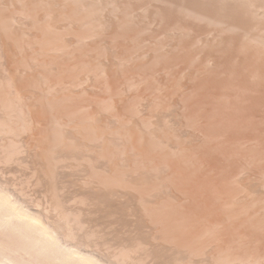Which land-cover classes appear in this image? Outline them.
Here are the masks:
<instances>
[{
    "label": "rangeland",
    "instance_id": "obj_1",
    "mask_svg": "<svg viewBox=\"0 0 264 264\" xmlns=\"http://www.w3.org/2000/svg\"><path fill=\"white\" fill-rule=\"evenodd\" d=\"M8 1V2H7ZM13 2V3H9V2ZM22 1V0H21ZM28 1L29 0H25V2L28 4ZM32 1H34V0H32ZM94 1V0H93ZM92 1V2H93ZM105 1H108V0H103V2H102V0L100 1L99 0V2L101 3V6H100V4L98 5L99 7H102V4L103 5H105ZM117 1V0H116ZM154 1H155V3H154ZM121 0L120 2H119V0L117 1V3H118V5H117V7H119L118 9H117V7H116V11H114V12H111V11H108V10H106L107 12H105V11H103V12H105V14H103V12L101 13L102 14V16L104 15V17H101V14H100V16L98 15V16H95L94 18H96V17H99V19H101V22H102V26L101 27H105V30L103 29V28H100V30H99V28L97 29V31H99L98 33H97V37L94 35V37L92 38V39H89V40H87L83 45H82V43L81 44H78V45H76V46H71L72 48H68L69 49V51H70V55L69 54H62V55H64V56H62L61 54H54V53H50L52 56H53V59H57L55 62L58 64L57 66H56V64H55V62L53 61V66L52 65H50V69H48V67L49 66H46V68L41 64V67H43V70H42V68H40V64H36V62H39V57L40 58H42L41 56H39L38 55V60H36L37 59V54H36V52L35 53H33L32 51H31V49L30 48H28V45H26L25 46V41H23L22 43H23V45H21L20 47H21V51H23V53L21 52V51H19V48L17 49L18 51H17V53H16V55L17 56H15L14 58H16L15 60H16V62H18L19 60H21V59H25L24 57H26L27 56V60L29 61L28 62V64H30V62H31V64H30V66L31 67H33L31 70H30V72H31V74L30 75H32L33 77V80L35 81V85H39V84H41L42 85V83L44 82H42V76H44L46 73V75L45 76H47L48 78H50L49 80H53L54 81V79H62L63 77H64V79L65 78H68V80L70 79L71 80V78L72 79H77V77L76 76H78V78H80V77H86L88 80L86 81L87 82V84H85V85H83L82 87H79L80 89H76L77 90V92H75L76 90L74 89V90H72V88L71 89H67L68 90V92H63L64 90H66V89H63L62 91H60V92H63L62 94H63V96H65V100L63 99L62 101L63 102H66L67 100H68V98L71 96V98L70 99H72V100H68L66 103H64L63 104V102L62 101H59L58 103L57 102H53V105L52 104H50L49 105V103H48V101L50 102V98H52V96L50 97V95L49 96H47V97H50V98H47L46 99V107H47V104H48V107L47 108H49L48 110H51V111H48L49 113H51V114H49L48 115V112H47V115L50 117V116H52V117H50V121H48V119H49V117L47 118V123H46V126L44 125L43 126V128L45 127L46 129L45 130H47L45 133H50V132H52L53 133V131L55 130V129H57V127H58V129L60 130V128L62 129V133H63V131L64 132H67V130L65 131L64 129H63V127L66 125V127H64L65 129H67V127H68V130L70 129L69 128V123L70 122H74V121H76L77 120V118L80 116V114L82 113V114H84V116L87 114V111H88V114L90 113V111H92L93 109L94 110H96V113H95V115L98 117V118H100V119H98L96 116H94V117H96L95 119H96V122H94V123H98V125H100L101 124V126H103L106 130H105V132H104V134L106 133V131L107 132H109V136H110V138H111V141L113 142H111V141H109L110 140V138L108 137L107 138V136H108V134L106 133V139H107V142L109 141V143H107L106 142V139H103V137H104V134H102L103 135V137L102 136H100L99 135V137L98 136H96V142H97V140L99 139H101L102 140V142L100 143V142H97L96 143V150L93 152L92 150L91 151H89V149L87 148V146H85V144H84V146L86 147V149L84 150V147H83V149L81 150V149H79V147L78 146H80L81 144L83 145V143L84 142H87V141H81L80 139H82L83 140V138H82V136L81 135H83V134H81V132H79V134H78V139H74V141L73 140H71V141H73V142H75V146H76V150H75V148L74 149H72V151H71V156H72V158H74V159H69L70 157V155H67V154H69L70 153V151L69 152H66V150H64L63 151V149L64 148H62V152L60 151L61 149H60V147H59V149L56 147L55 149H53L52 150V152L51 153H48L47 154V152L46 153H43L44 152V150H43V148L40 146L42 143H41V141H36L37 140V138H31L30 139V134H31V132L32 133H34V131H30V130H34L33 128H29V127H31V126H34V122L32 121V119H33V116H34V114L33 115H29V114H32L31 113V110H29L30 108H31V105L33 104V103H36L35 101H34V99H33V97L35 98V96H34V93L33 94H31V95H33V96H26V97H20V99L19 98H17V100L19 99V100H21V98H23L22 100H24V101H21V102H23V104L22 103H18V106L16 107L17 108V112H15V114L16 113H18V115L16 114V116L18 117V124L19 123H21V124H24L25 125V128H26V131H23V132H21V133H18V135H17V133H13V132H11L12 133V137H14V135H15V137L12 139V137L10 136V135H8L9 136V138H7V136L6 137H4V138H7V139H9V140H11V141H13V142H11V141H9V140H7V139H4L5 140V144L7 145V143H8V145H9V149H8V146H5L4 145V143H3V141H1L2 139V135L0 136V141L3 143H1L2 145H3V147L6 149H1L2 148V145H0L1 146V148H0V151H3L4 152V154H7V152H8V150H10L11 149V145H12V143H14V140H15V138L18 136L19 137V139H18V137L16 138V139H18L16 142L18 143V144H20V142H18V141H21V145H22V147L23 148H25L26 149V151H27V148H28V146H29V144H33L34 143V145H32V146H34V148L32 149V146L30 145V148L31 149H28V152L26 153L25 152V150H24V152L22 151L21 153H22V155H23V153H26V154H24L23 156L22 155H19L20 153H18V155L20 156V158L21 159H19V157H17V152H8V153H10V154H12L13 153V155L15 154V156L13 157V156H11V160L9 159L10 158V155L9 154H7V155H9L8 156V159H7V155L5 156L4 154H3V152L1 153L0 152V155H1V157H3L2 158V160H1V157H0V177L2 176V178L0 179V181H1V184H3V186L4 187H6L7 188V190L9 189V190H11V192H13V194L15 193V194H19V192H20V194L21 195H23V196H25V194H26V196H28V197H23L25 200V204L26 205H35V204H40V205H35L36 206V208H38L37 209V213L38 212H40V210H42L40 213H43L44 211H46V210H43V209H47V211H48V208H53V206L55 205V203L54 202H52L53 200H52V197H50L49 198V196H51L50 194H51V192L50 191H48V193L49 194H47V192L45 191L46 190V187L49 185V186H52V184L53 183H57V181L56 182H54L53 180H55V179H51V175L50 174H48V172L50 173V171H49V169H50V167L52 166L53 167V169L55 168L56 169V172L55 171H53V172H55L56 173V175H58L59 176V173L61 172V170H62V167H60V163L59 162H62L61 164H63V165H67L66 167H67V169H69V171L67 170V171H65L64 169H63V172L61 173V179L60 178H58V181H59V183L60 184H62L61 182H64L63 183V185H60V186H63L64 187V193L62 192V196H65L66 197V201L65 202H67L66 203V207L67 206H69L70 208H74V212L72 211V213L73 214H79V218L81 219V220H83V217H84V223H83V225L85 226L86 225V227H85V229L87 228V229H90L91 230V228H92V230L93 229H95V231H96V233L95 232H93L92 233V230L90 231V230H88V233L89 234H94V235H96L97 236V238L94 236H92L91 238L94 240H96V243L98 244V246H97V244L95 243V244H92V242H94V241H92V240H90L89 239V243L91 244V245H89V246H95L94 248H96V250H94V248H91V247H89L90 249H92L93 251H96L97 253H98V255L100 256L101 255V253H103L102 254V256H104L103 258L104 259H106L105 261L107 262V263H109V264H117V262H114V261H112V260H114V258L111 256V252H113V251H115V249L114 248H116V251L117 252H119V254L120 253H123V251H122V249H124V250H126V248H127V250L129 249V247H133L134 246V248H133V252H134V254L136 255V256H139L138 258H139V261H138V258L133 254V252H131V248L127 251V252H125V254L127 253V254H129V256H128V258L127 259H124V261L125 262H123V263H121V264H168V262L169 261H171V262H169V263H171V264H182V262H178V260H181V261H183V258L186 256V258H184L185 260L183 261V264H188V263H191V261H192V263H195V262H197V261H202L201 263L200 262H197V264L199 263V264H209V263H211V264H217V262L219 263V264H228V262H229V264H233L234 263V261H231V257H229V255H231L232 256V259L233 258H236L235 257V255L237 254H240V255H238L239 257H240V259H244V261H242V260H240L239 259V257L237 256V258L239 259V261H241L240 262V264L241 263H243V264H246V263H244L249 257H253L255 260H259V262L261 261V263H259L258 261L256 262L255 260H254V262H255V264H264L263 262H264V259H262V257L264 258V225H263V223H264V184H263V182L264 181H262V179L264 180V51H263V49H257L256 47H254V46H251L249 43H248V34H264V19H262V20H260V21H258V19L256 20V18L255 17H253V15H251L252 13L250 12V13H248V14H246V13H244V14H246V15H248L247 16V19L248 18H250L249 17V15H251L252 17L250 18L251 19V21H250V23L248 22V20H247V23H246V21H244L243 20V17H244V19H245V17H246V15L245 16H243V15H241L242 14V11H243V9H248V7H247V2L246 3H243L242 5L244 6V4H245V7H243V8H241L240 7V12H241V14L239 13H237V12H234V10H232L234 13H236L235 15H236V17H240L239 19H241V21L242 22H244L245 24H248L249 23V25H245V24H243L241 21V23H237V21H236V23L233 21V15L231 16L232 17V19H230L229 18V13L226 15V13H227V11H231V10H227L228 8H230V6L233 4H235V1L234 0H225L226 2H224L223 4L221 3L222 1L220 0V2L219 1H216V0H203L204 2L206 1V3H204L202 0ZM170 1V2H169ZM198 1V2H197ZM224 1V0H223ZM234 1V3H232ZM250 0H248V2H249ZM259 0H254V2H258ZM3 3H4V5L6 4V6L8 7H10V5H8V4H12V6L13 7H15V8H18L19 7V5L20 4H22L21 2H20V4H18L17 2H19V0L16 2L15 0L13 1V0H3L2 1ZM2 2H1V4H2ZM14 2H16L15 4V6L13 5L14 4ZM35 2L36 3H38V2H40L39 0H35ZM89 2H91V1H89ZM96 3H95V5L96 4H98L99 2L98 1H95ZM98 2V3H97ZM157 2V3H156ZM199 2H201L202 3V6L199 4ZM213 2V3H212ZM218 2V3H217ZM232 3L230 6L229 5H227V3ZM238 3H240L239 1H237ZM236 2V3H237ZM252 2H253V0H252ZM35 3V4H36ZM88 3V2H87ZM117 3H115V5L117 4ZM121 3V4H120ZM129 3V4H128ZM139 3H140V5H139ZM169 3V4H168ZM204 3V4H203ZM209 3H211V4H209ZM215 3H217L218 4V6L215 4ZM39 4V3H38ZM122 4H123V6H122ZM176 4V5H175ZM226 4V5H225ZM249 4V3H248ZM3 5V4H2ZM144 6V10H139V11H136V12H139V14L138 15H136L137 13H134V15L135 16H132L130 13V11H134V9L136 10L137 8H136V6L137 7H139V6ZM149 5H152L150 8H149ZM171 5H173V6H171ZM178 5V6H177ZM198 5H200L199 6V8H198ZM205 5V6H204ZM208 5H209V7H208ZM222 7H221V6ZM5 6V7H6ZM16 6H18V7H16ZM97 6V5H96ZM125 6V7H124ZM157 6H159L158 8H156ZM197 6V7H196ZM207 6V7H206ZM211 6V7H210ZM217 6V7H216ZM237 6V4H235V7ZM239 6L240 5H238V8H239ZM249 7H250V5H248ZM8 7V8H9ZM120 7H122V9L120 8ZM178 7V8H177ZM200 7H201V9H200ZM214 7V8H213ZM228 7V8H227ZM233 7V8H232ZM231 7V9H234L235 7L234 6H232ZM247 7V8H246ZM8 8H7V10H8ZM67 8V7H66ZM70 8V3H69V5H68V9ZM159 8H162V10L161 9H159ZM202 8H204L203 10H202ZM214 9V12H216V11H219V13L221 14V10L223 9V8H225V12L226 13H222L221 14V16L223 15V14H225L229 19H226L227 17L225 16L224 17V19L220 16V14H219V18H218V12H216V14H215V17L214 16H212L211 15V13H212V11L213 10H211V9ZM218 8V9H217ZM219 8H221V9H219ZM238 8H235V10L236 9H238ZM12 9V8H11ZM53 9H55V7L53 8ZM67 9V11H66V13H64V14H61V15H59L57 12H53L52 10L50 11V13H54V14H51V15H53L52 17V22H50V24L51 25H57L58 23H60V20H61V18H62V21H64V19L65 18H67V20H68V18L69 17H71V19H73L72 20V24H69V23H71V22H69V23H67L68 25H73V27H74V29H73V27L72 26H69V27H67V24L66 23H64V24H66V26L64 25H60L61 23L63 24V22H61L60 24H58L60 27L62 26V27H65V28H62V29H64L65 31H66V27L68 28L67 30H69L70 31V33H69V31H66V32H64L62 29H61V31L63 32V36H65V35H67V32H68V35H69V37H71V35L70 34H75V33H77V32H75V31H81L82 29H86V30H88V29H90L89 28V26L88 25H82V23H80V22H76L75 23V20H74V18L75 17H77V19H79V18H81L82 16H80V14L83 12V11H80V12H78L79 13V17H78V13H77V16H75V14L74 13H71L70 14V16H69V10ZM146 9V10H145ZM149 9V10H148ZM152 9V10H151ZM207 9H208V12L209 11H211V13H210V15H209V13L207 12ZM39 10V19L41 20L42 18H43V12L44 11H42V9H38ZM56 10H57V8H56ZM70 10H71V8H70ZM125 10V11H124ZM165 10V11H164ZM186 10V11H185ZM58 11V10H57ZM128 11L130 12L129 14L130 15H127V13H128ZM144 11L147 13V14H145L144 13ZM158 11V12H157ZM180 11V12H179ZM188 11H190L191 12V15H190V13L188 12ZM224 10H222V12H223ZM231 11V12H232ZM239 11V10H238ZM248 11H246V12H248ZM123 14H122V13ZM154 12V13H153ZM161 12V13H160ZM178 12V13H177ZM185 12V13H184ZM187 12V13H186ZM45 13V12H44ZM67 13H68V15H67ZM111 13V14H110ZM115 13V14H114ZM120 14V15H118V14ZM144 13V14H143ZM181 13V14H180ZM196 14V16H195V14ZM74 14V15H73ZM157 14V15H156ZM172 14H173V16H172ZM179 14V15H178ZM188 16H187V15ZM194 14V15H193ZM198 14L200 15V17L198 16ZM230 14H233V13H230ZM45 15H46V13H45ZM44 15V16H45ZM66 15V16H65ZM82 15H84V14H82ZM96 15V14H95ZM112 15V16H111ZM118 17H117V16ZM125 15H127V16H129L128 17V19H127V17H126V19H124V21L125 20H128L127 22H123V18L125 17ZM163 15V16H162ZM205 16V17H202V16ZM238 15V16H237ZM41 16V17H40ZM59 16H60V20H57V19H59ZM63 16H65V17H63ZM69 16V17H68ZM72 16H74V17H72ZM109 16V17H108ZM145 16V17H144ZM161 16V17H160ZM194 16V17H193ZM47 17V16H46ZM46 17H44L42 20L44 21V20H46L45 18ZM115 17H116V19H115ZM151 17V18H150ZM178 17H179V19H180V25H184V26H187V28L186 29H183L182 31H184V32H182L181 33V31H179V32H174V30H173V28H171V26L173 25V24H175L177 21H176V19H178ZM188 17V18H187ZM196 17V18H195ZM211 17V18H210ZM217 17V18H216ZM47 18H49V17H47ZM64 18V19H63ZM93 18V19H94ZM129 18H131L132 19V21L129 19ZM145 18V19H144ZM147 18V19H146ZM186 18V19H185ZM193 18V19H192ZM204 20H203V19ZM208 18V19H207ZM76 19V21H79V20H77ZM98 18H96L95 20H97ZM99 19L97 20V21H99ZM104 19V20H103ZM109 19V20H108ZM112 19V20H111ZM133 19H135V21L133 20ZM175 19V20H174ZM185 19V20H184ZM206 19H207V22H206ZM213 19V20H212ZM215 19V20H214ZM223 19V20H222ZM40 21V23H39V25H44V22L43 21ZM50 19H47L46 21H49ZM66 20V19H65ZM67 20H66V22H67ZM69 20H70V18H69ZM95 20H93V23H92V25H96V23H97V21H95ZM114 20H116V21H114ZM120 20V21H119ZM203 20V21H202ZM226 20V21H225ZM229 20V21H228ZM235 20V19H234ZM238 20V19H237ZM246 20V19H245ZM28 21H30V23H28L27 22V20H26V22H27V25L28 26H30L31 25V21L32 20H29L28 19ZM58 21V22H57ZM106 21V22H105ZM110 21V22H109ZM118 21V22H117ZM122 21V22H121ZM148 21V22H147ZM150 21V22H149ZM162 21V22H161ZM217 21V22H216ZM219 21V22H218ZM221 21V22H220ZM261 21H262V23H261ZM41 22H43L42 24H41ZM65 22V21H64ZM96 22V23H95ZM143 22V23H142ZM146 22V23H145ZM171 22V23H170ZM178 22H179V20H178ZM177 22V23H178ZM203 22V23H202ZM46 23H48V22H46ZM52 23H56V24H52ZM80 23V24H79ZM105 23V24H104ZM121 23V24H120ZM127 25H126V24ZM133 23V24H132ZM150 23V24H149ZM154 24L155 26H152L151 27V25L152 24ZM176 23V24H177ZM210 23V24H209ZM218 23V24H217ZM220 23H221V25H220ZM223 23V24H222ZM227 23V24H226ZM257 23H258V26H257ZM260 23V24H259ZM25 24V23H24ZM23 24V25H24ZM30 24V25H29ZM78 26H77V25ZM123 24V25H122ZM175 24V25H176ZM26 25V24H25ZM24 25V26H25ZM42 25V26H43ZM107 25V26H106ZM111 25V26H110ZM134 25H136V26H134ZM157 25H159L158 27H157ZM166 25V26H165ZM168 25H171V26H168ZM175 25H173L172 27H175ZM222 26V27H224V25H226L224 28H222V27H220V26ZM230 25H232L231 27L233 28H226L227 26H230ZM241 25L244 27H241ZM262 25V26H261ZM22 26V25H21ZM23 26V27H24ZM86 26V27H85ZM122 27V29H120L121 27ZM131 26V27H130ZM216 26V27H215ZM235 26V27H234ZM245 26H246V28H245ZM38 28H32V27H29V28H31V29H29L28 28V31H26L25 29H27V27L25 28H22V29H24L26 32H35V34L37 35V37L39 38V37H41L42 36V34H41V32L40 31H43V30H40V29H42V27L40 28L39 26H37ZM54 27H56V28H60V27H57V26H54ZM72 29H71V28ZM79 27V28H78ZM82 27V28H81ZM88 27V28H87ZM96 27V26H95ZM119 27V28H118ZM128 27V28H127ZM139 27V28H138ZM211 27V28H210ZM219 27V28H218ZM236 27H238V28H236ZM256 27V28H255ZM260 27V28H259ZM16 28H17V30H18V26H16ZM20 28V29H21ZM40 28V29H39ZM130 28V29H129ZM133 28V29H132ZM155 28V29H154ZM171 28V29H170ZM19 29V30H20ZM32 29H34V30H32ZM37 29H39V30H37ZM106 29H108V30H106ZM115 29V30H114ZM162 29V31H160ZM166 29V30H165ZM204 29H206V30H204ZM215 29V30H214ZM227 29H229V30H227ZM238 29V30H237ZM242 29V30H241ZM257 29H259V30H257ZM19 30H18V32H19ZM24 30H22V33H23V31ZM30 30H32V31H30ZM54 30H56V29H54ZM60 30V29H59ZM85 30V31H86ZM96 30V29H95ZM94 30V33H96V31ZM110 30V31H109ZM118 30V31H117ZM122 30H123V32H122ZM173 30V31H172ZM188 30V31H187ZM189 30L191 31V32H189ZM193 30V31H192ZM221 30H223L222 32H221ZM262 30V31H261ZM38 31V32H37ZM53 31V30H52ZM137 31V32H136ZM139 31V32H138ZM150 31V32H149ZM207 31H209V32H211V33H213L212 31H214V33L213 34H211V36H209V32H207ZM218 31V32H217ZM244 31V32H243ZM253 31V32H252ZM25 32V33H26ZM53 32H55V31H53ZM57 32H59V31H57ZM57 32H55V33H53V36H55V38H56V36L57 37H59V33H57ZM72 32V33H71ZM113 32H114V34H113ZM115 32L117 33V35L119 34V36H117L116 35V37L114 36L115 35ZM119 32V33H118ZM153 32V33H152ZM164 32V33H163ZM195 32V33H194ZM201 32H203L204 33V35L203 34H201ZM205 32H207L206 34H207V36H205ZM255 32V33H254ZM259 32V33H258ZM260 32H263V33H260ZM1 33V32H0ZM20 33V32H19ZM38 33H40V34H38ZM64 33H66L65 35H64ZM100 33V34H99ZM128 33V34H127ZM175 33V34H174ZM180 33L182 34V35H180ZM191 33V35H189ZM200 33V34H199ZM209 33V34H208ZM219 33H221V34H219ZM248 33V34H247ZM28 33H26L24 36H23V39H26V36L28 37V36H30V34L29 35H27ZM52 34V33H51ZM55 34H57V35H55ZM72 34V37L71 38H73V35ZM138 34L140 35V37H141V39L140 40H138L140 37L138 36ZM164 34V35H163ZM188 34V35H187ZM219 34V35H218ZM237 34V35H236ZM22 35V34H21ZM33 35V33L31 34V36ZM35 35V36H36ZM68 35H67V37H68ZM160 35V36H159ZM170 35H171V37H170ZM176 37H175V36ZM213 35L214 36H218V38L216 39H214V37H213ZM242 35V36H241ZM3 36V34L2 35H0V63L3 65H6V59L7 60H10V58H8V56H7V58L5 57L6 56V53H5V45H3L4 44V41L5 40H7L6 38H3L2 37ZM51 37H52V35H50ZM111 36V37H110ZM125 36V37H124ZM163 36H165V37H163ZM202 36V38H206V41L204 40V42L202 41H200L199 43H196V42H198V41H196L197 40V38L198 37H201ZM237 36H239L240 38V40L241 41H246L247 43H245L243 46L245 47H243V46H241L242 44V42L240 41L239 42V39H237ZM244 36H247L246 38L244 37ZM262 36H264V35H262ZM3 38V40L4 41H2V38ZM37 37H35V38H37ZM66 36H65V38H67ZM68 37V38H69ZM100 37V38H99ZM102 37H103V39H102ZM120 37V38H119ZM137 39H136V38ZM139 37V38H138ZM149 37V38H148ZM160 37V38H159ZM170 37V38H169ZM192 37V38H191ZM212 37V38H211ZM235 37H236V39L238 40L237 42L235 41ZM29 38H31V37H29ZM34 38V36H32V40H34L33 39ZM106 38V39H105ZM109 38V39H108ZM117 38V39H116ZM133 38V39H132ZM135 38V39H134ZM233 38V39H232ZM30 39V40H31ZM70 39V38H69ZM68 39V40H69ZM119 39V40H118ZM123 39V40H122ZM143 39V40H142ZM153 39V40H152ZM192 39V40H191ZM27 40H28V38H27ZM35 40H37V39H35ZM34 40V41H35ZM61 40H62V38H61ZM64 40V39H63ZM68 40H66L67 42H68ZM71 40V39H70ZM114 40V41H113ZM132 40H133V42H134V44H133V42H132ZM146 40V41H145ZM155 40V41H154ZM160 40V41H159ZM169 40H171V41H169ZM214 40V41H213ZM112 43H111V42ZM172 41H174V42H172ZM184 41V42H183ZM216 41V42H215ZM2 42H3V44H2ZM145 42V43H144ZM172 42V43H171ZM177 42H179L178 44H177ZM222 42V43H221ZM239 42V43H238ZM21 43V44H22ZM87 43V44H86ZM123 43V45L124 46H128V47H130V48H128V50L130 51L129 53L131 54V57L135 54V55H138L140 52L139 51H141L142 49L144 50L145 49V54H147V52L146 51H148V54L146 55V57L145 56H143V59L145 60H143L142 59V57H141V59L140 60H143V61H141L143 64H142V66H137V61L134 59L135 57H133L132 58V60L129 58V60L128 61H126V62H124V64H122V65H119L118 66V70H119V79H121L120 80V82H121V86H122V89H124L123 91L121 90V92L123 93V92H126V93H121L118 89H116L115 87H113V85H112V76H110V72L109 71H107V65L105 66V64L108 62V63H111L110 61L111 60H113V58L115 59V57H113V56H115V55H112L113 53L114 54H116V52L117 53H119V52H121L122 50L124 51V49L125 48H123L124 46H120L121 44ZM129 43V44H128ZM132 43V44H131ZM154 43V44H153ZM158 43H160V44H158ZM163 43V44H162ZM196 43V44H195ZM202 43V44H201ZM204 43H206V44H204ZM208 43V44H207ZM214 43V44H213ZM69 44V43H68ZM105 44V45H104ZM157 44H158V46H157ZM174 44V45H173ZM203 44H204V46H203ZM4 47H2V46ZM81 45V46H80ZM111 45V46H110ZM133 45V46H132ZM136 45H138V47L136 46ZM169 45V46H168ZM199 45V46H198ZM212 45V46H211ZM234 45V46H233ZM248 45V46H247ZM23 46H24V48H25V50H22V48H23ZM99 48H98V47ZM107 46V47H106ZM140 46H142V47H140ZM159 46H161V47H159ZM163 46V47H162ZM177 46V47H176ZM196 46V47H195ZM201 46H203V47H201ZM207 46V47H206ZM115 47V48H114ZM136 47V48H135ZM146 47V48H145ZM155 47V48H154ZM168 47V48H167ZM193 47V48H192ZM240 47V48H239ZM248 47V48H247ZM252 47V48H251ZM2 48V49H1ZM92 48V49H91ZM105 48H108L107 49V51L105 50ZM113 50H112V49ZM150 48H151V50H150ZM204 48V49H203ZM227 48V49H226ZM241 49L242 51H240L239 49ZM4 49V50H3ZM85 49V50H84ZM93 49H95V50H93ZM102 49V50H101ZM105 51H104V50ZM133 49V50H132ZM159 49V50H158ZM165 51H164V50ZM211 49V50H210ZM248 49H250V50H248ZM253 49V50H252ZM72 50V51H71ZM82 52H81V51ZM87 50H88V52H87ZM90 50V51H89ZM115 50H116V52H115ZM132 50V51H131ZM143 50H142V52H143ZM157 50V51H156ZM162 50V51H161ZM170 50V51H169ZM178 50H180V51H178ZM186 50V51H185ZM201 50V51H200ZM203 50V51H202ZM239 50V51H238ZM252 50V51H251ZM256 50V51H255ZM28 51V52H27ZM160 51V52H159ZM167 51V52H166ZM239 53H238V52ZM245 51V52H244ZM259 51V53H256V52H258ZM261 51H263V52H261ZM27 52V53H26ZM29 52L31 53L30 55H29ZM71 52H73V53H71ZM77 54H79V55H76V53ZM81 52V53H80ZM86 52V53H85ZM90 52H92V53H90ZM137 52H138V54H137ZM155 52V53H154ZM217 52V53H216ZM241 52V53H240ZM252 52H253V54H252ZM254 52H255V54H254ZM19 53V54H18ZM32 53H33V55H32ZM84 53V54H83ZM96 53V54H95ZM107 53H108V55H107ZM133 53V54H132ZM143 53V54H144ZM165 53V54H164ZM175 53V54H174ZM204 53V54H203ZM3 56H2V55ZM5 54V55H4ZM26 54V55H25ZM34 54H36L35 56H36V58H34L33 56H34ZM100 54V55H99ZM102 54V55H101ZM105 54H106V57H107V59H106V57H105ZM112 55V58H110L111 56H109V55ZM141 55H142V53H140ZM139 54V55H140ZM154 54H155V56H154ZM161 54V55H160ZM191 54V55H190ZM209 54V55H208ZM257 54V55H256ZM260 54V55H259ZM25 55V56H24ZM60 55V56H59ZM71 55H72V57H71ZM167 55V56H166ZM208 55V56H207ZM239 55V56H238ZM253 55V56H252ZM256 55V56H255ZM259 55V56H258ZM3 58H2V57ZM24 56V57H23ZM29 56H30V58H29ZM50 56V55H49ZM55 56V57H54ZM85 56H88V57H85ZM100 56V57H99ZM101 56H104V58L103 57H101ZM149 56V57H148ZM157 56V57H156ZM162 56V57H161ZM210 57V61H211V63H208V67H207V63H206V61H204V63H203V60H204V57ZM33 57V58H32ZM57 57V58H56ZM70 59H69V58ZM76 57V58H75ZM80 57V58H79ZM83 57V58H82ZM145 57V58H144ZM171 57V58H170ZM63 58V59H62ZM90 58V59H89ZM101 58V59H100ZM165 58V59H164ZM214 58V59H213ZM263 58V59H262ZM33 59V60H32ZM49 59H51L52 60V58H50L49 57ZM68 59V60H67ZM72 59V60H71ZM75 59H76V61H75ZM154 59V60H153ZM171 59V60H170ZM196 59H198V60H196ZM213 59V60H212ZM228 59V60H227ZM260 59V60H259ZM2 60H3V62H2ZM35 60V61H34ZM94 60H96V61H94ZM99 62H98V61ZM103 62H102V61ZM106 60H108V61H106ZM131 60V61H130ZM148 60V61H147ZM161 60V61H160ZM196 60V61H195ZM11 61V60H10ZM9 61V62H10ZM64 61H65V63H64ZM105 61H106V63H105ZM134 61H136V62H134ZM165 61V62H164ZM194 61V62H193ZM202 61V67L200 66L201 65V62ZM231 61V62H230ZM15 62V63H16ZM78 62V63H77ZM88 62V63H87ZM96 62L99 64L100 62V65H102V64H104V66L106 67V68H104V69H106L105 71H107V72H105L106 74H101L100 75V73L98 72H96L97 71V69L95 70V68H98L97 67V65H96ZM230 62V63H229ZM234 62H235V64H234ZM33 63L35 64V65H33ZM77 63V64H76ZM84 63H87V64H85L84 65ZM107 63V64H108ZM166 63V64H165ZM177 63V64H176ZM205 63H206V65H205ZM233 63V64H232ZM8 65L7 66H5L6 67V70L8 69L7 67H9L10 68V66L12 65V62H10V64L9 63H7ZM17 64V63H16ZM69 64V65H68ZM91 64V65H90ZM150 65V66H147V65ZM221 64V65H220ZM230 64H231V66H230ZM18 65V64H17ZM77 65H78V67H77ZM95 65H96V67H95ZM109 65V67H110V64H108ZM215 65V66H214ZM234 65H235V67H236V70L235 69H233V67H234ZM23 66V65H22ZM25 67H27V64H25L24 65ZM29 66V65H28ZM37 66V67H36ZM59 66H62V68H60ZM65 66V67H64ZM74 68H73V67ZM99 66V65H98ZM103 66V65H102ZM101 66V67H102ZM136 66V67H135ZM204 66H206L207 67V70H205L206 68H204ZM210 66V67H209ZM1 67V66H0ZM3 67V66H2ZM52 67V68H51ZM71 67V68H70ZM90 67V68H89ZM155 67V68H154ZM199 67V68H198ZM222 67V68H221ZM230 67V68H229ZM44 68H45V72H44ZM54 68V69H53ZM82 68V69H81ZM84 68H86V69H84ZM100 68V67H99ZM139 68V69H138ZM141 68V69H140ZM201 68V69H200ZM213 68V69H212ZM232 68V69H231ZM1 70H0V73H2V74H0V83L1 84H3V83H5L6 84V80H7V78H8V76H7V74H9V73H7V71L5 70V72H3V70L4 69H2V68H0ZM28 69V71H29V68H27ZM110 69V68H109ZM188 69H189V72L185 75V73L188 71ZM196 69V70H195ZM199 69V70H198ZM204 71H203V70ZM244 69V70H243ZM34 70V71H33ZM37 70V71H36ZM47 70V71H46ZM50 70V71H49ZM61 70V71H60ZM71 70V71H70ZM83 70H84V72H83ZM92 70H93V72H92ZM95 70V71H94ZM124 70V71H123ZM127 70H128V72H127ZM142 70V71H141ZM187 70V71H186ZM191 70V71H190ZM195 70V71H194ZM232 70V71H231ZM250 70V71H249ZM27 71V72H28ZM52 71V72H51ZM55 71V72H54ZM63 71H64V73H63ZM82 71V72H81ZM86 71V72H85ZM89 71V72H88ZM121 71V72H120ZM123 71V72H122ZM141 73H139V72ZM200 71V72H199ZM212 71V72H211ZM247 71V72H246ZM40 72V73H39ZM79 72V73H78ZM133 72V73H132ZM162 72V73H161ZM192 72V73H191ZM197 72V73H196ZM235 72V73H234ZM21 73V72H20ZM25 73H26V71H25ZM33 73H34V75H33ZM51 73V74H50ZM65 73H67V74H65ZM85 73V74H84ZM87 73H89L90 74V76H89V74L87 75ZM138 73V74H137ZM145 73H146V75H145ZM157 75H156V74ZM168 73V74H167ZM231 73V74H230ZM249 73V74H248ZM23 74V73H22ZM41 74H42V76H41ZM52 74H54V75H52ZM60 74V75H59ZM93 74V75H92ZM100 75V77L98 78V76ZM117 74H118V72H117ZM139 75V77H136V75ZM186 76H184V75ZM24 75V74H23ZM26 75H28V73L26 74ZM26 75H24V77L26 76ZM71 75V76H70ZM74 75V76H73ZM80 75V76H79ZM88 77H87V76ZM95 75V76H94ZM97 75V76H96ZM103 75H106L107 76V80H106V77L105 76H103ZM124 75V76H123ZM132 75H135V78H134V76H132ZM149 75H150V77H149ZM160 75V76H159ZM168 75V76H167ZM175 75V76H174ZM204 75V76H203ZM206 75H207V77H206ZM249 75V76H248ZM5 77V76H7V77H5V78H3V77ZM41 76V77H40ZM57 76V77H56ZM63 76V77H62ZM67 76V77H66ZM102 76V77H101ZM124 78H123V77ZM126 76V77H125ZM131 76V77H130ZM179 76V77H178ZM181 76V77H180ZM184 76V77H183ZM194 76V77H193ZM91 77V78H90ZM96 77V78H95ZM109 77V78H108ZM151 77H152V79H151ZM154 77H155V79H154ZM255 77V78H254ZM38 78V79H37ZM41 78V79H40ZM92 78H94V79H92ZM103 78H105L104 80H103ZM133 78H134V80H133ZM138 78V79H137ZM147 78V79H146ZM207 78V79H206ZM4 79H5V81H4ZM140 79H141V81H140ZM143 79V80H142ZM169 79V80H168ZM193 79V80H192ZM32 80V81H33ZM63 80V79H62ZM67 80V79H66ZM96 80H97V82H96ZM99 80H101V81H99ZM130 80V82H128ZM146 80H147V82H146ZM152 80V81H151ZM161 80V81H160ZM166 80V81H165ZM3 81V82H2ZM56 81V80H55ZM58 81V80H57ZM92 81V82H91ZM106 81V82H105ZM133 81V82H132ZM144 81V82H143ZM150 81H151V83H150ZM154 81V82H153ZM170 81V82H169ZM38 82H39V84H38ZM42 82V83H41ZM91 82V83H90ZM135 82H136V86L134 87H130V89H128V90H126L127 88H125V87H127V85L128 84H131V83H134V85H135ZM139 82V83H138ZM140 82H143V83H140ZM157 82V83H156ZM169 82V83H168ZM178 84H177V83ZM181 82V83H180ZM34 83V82H33ZM94 83V84H93ZM144 83H146L147 85H145ZM156 83V84H155ZM5 84H3L4 86H1L0 88H2L3 87V89L5 88ZM101 84V85H100ZM105 84H108L107 86H105ZM151 84V85H150ZM225 84V85H224ZM34 85V84H33ZM32 85V86H33ZM35 85L33 86V88L32 89H36V90H34L33 92H35L36 93V91H39L40 90V88H39V86H41V85H39L38 87H35ZM94 85V86H93ZM145 85V86H144ZM164 85H165V87L166 88H164ZM183 85V86H182ZM205 85V86H204ZM93 86V87H92ZM112 86V87H111ZM147 86H148V88H147ZM203 86V87H202ZM35 87V88H34ZM42 87V86H41ZM88 87V88H87ZM95 87V88H94ZM183 87V88H182ZM84 88V89H83ZM91 88V89H90ZM97 88V89H96ZM105 88V89H104ZM110 88H111V90H110ZM131 88H132V90H131ZM182 88V89H181ZM242 88V89H241ZM8 90V88H7V86H6V88L4 89V90H0V91H3L2 93H3V95H5L4 96V98H6V97H8L9 98V96L8 95H10V94H8L6 91ZM83 90V92L85 93V94H83V92H82V90ZM87 89H89L88 90V92H87ZM101 89H103V91L101 90ZM135 89V90H134ZM136 89L138 90V91H136ZM145 89V90H144ZM155 90V91H153V90ZM164 89V90H163ZM167 89V90H166ZM71 90L72 91H74V92H71ZM79 90V91H78ZM133 92H131V91ZM134 90V91H133ZM161 90V92L163 93V96H162V93L160 92H158V91H160ZM166 90V91H165ZM86 91V92H85ZM91 91V92H90ZM110 91V92H109ZM112 91V92H111ZM129 91V92H128ZM147 91V92H146ZM163 91H165V92H163ZM191 91V92H190ZM40 93H42L41 92V90L39 91ZM39 92H37V94L39 93ZM71 92V93H70ZM80 94H79V93ZM97 92V93H96ZM104 92V93H103ZM118 92H120V93H118ZM131 92V93H130ZM138 93V95H137V93ZM140 92V93H139ZM167 92V93H166ZM261 92V93H260ZM4 93H6V94H4ZM74 93V94H73ZM76 93V94H75ZM77 93H78V95H77ZM88 93V94H87ZM108 93V94H107ZM113 93V94H112ZM117 93V94H116ZM173 93H174V95H173ZM236 93V94H235ZM8 94V95H7ZM55 94V96H59V94H60V96H62L61 95V93H54ZM83 94V95H82ZM95 94V95H94ZM105 94H106V96H105ZM110 94V95H109ZM158 94V95H157ZM161 94V95H160ZM195 94V95H194ZM0 95H1V93H0ZM67 95H69V96H67ZM89 95V96H88ZM149 95V97H147ZM171 95H172V97H171ZM218 95V96H217ZM73 96H77V97H73ZM83 96H85V97H83ZM114 96V97H113ZM123 96V97H122ZM127 96V97H126ZM130 96V97H129ZM159 96V97H158ZM224 96V97H223ZM1 97H2V95H1ZM10 97H12V95L10 96ZM31 97H32V99H31ZM66 97H68L67 99H66ZM80 97H82V98H80ZM87 97H88V99H87ZM126 97V98H125ZM158 97V98H157ZM164 97V98H163ZM179 97H181V98H179ZM186 97V98H185ZM231 97V98H230ZM3 98V97H2ZM27 98V99H26ZM30 100H29V99ZM98 98V99H97ZM103 98H104V100H103ZM111 98V100H110V102H109V99ZM133 98H134V101H133ZM140 98V99H139ZM172 98V99H171ZM49 99V100H48ZM74 99L77 101H74ZM82 99V100H81ZM91 99V100H90ZM101 99V100H100ZM108 99V100H107ZM113 99V100H112ZM120 99V100H119ZM127 99V100H126ZM136 99V100H135ZM138 99V100H137ZM144 99H145V101H144ZM151 101V102H149V100ZM155 99V100H154ZM157 99H159L158 101H157ZM185 99V100H184ZM85 100V101H84ZM105 100H107V102L109 103V104H111V106H108L109 104L108 103H106L105 102ZM119 100V101H118ZM123 100V101H122ZM180 100H182V101H180ZM233 100V101H232ZM31 101V102H30ZM83 101V102H82ZM86 101H88V102H86ZM99 101H103V103L102 102H99ZM114 101V102H113ZM130 101V102H129ZM144 101V102H143ZM19 102V101H18ZM31 103V105H30V103ZM40 102V104H38ZM75 102V103H74ZM86 102V103H85ZM90 102V103H89ZM91 102H92V104H91ZM95 102H97V103H95ZM99 102V103H98ZM146 102V103H145ZM161 102V103H160ZM165 104H164V103ZM185 102V103H184ZM239 102V103H238ZM246 102V103H245ZM28 103H29V105H28ZM38 105L36 104V106L37 107H35V110H34V112L35 111H41V110H45L44 108H45V105H42V107L41 108H43V106H44V108L43 109H41V108H39V109H37L38 108V106L39 105H41V104H44L45 103V101H44V103H42V100L41 101H38ZM50 103H52V102H50ZM61 103V104H60ZM77 103V104H76ZM80 103V104H79ZM82 103V104H81ZM94 103H95V105H94ZM106 103V104H105ZM115 104V106H113V104ZM127 104V106H125L126 104ZM130 103H131V106H130ZM140 103V104H139ZM142 103V104H141ZM145 104V106H144V104ZM151 103V104H150ZM168 103V104H167ZM16 104H17V102H16ZM23 106H22V105ZM55 104V105H54ZM57 104H59V106L57 105ZM96 104H98V105H100V106H97ZM128 104H129V106H128ZM148 104V105H147ZM154 104V105H153ZM163 104V105H162ZM172 105V107H171V105ZM20 105H21V107H20ZM52 105V106H51ZM75 105V106H74ZM82 105V106H81ZM90 106V108L88 107V110H85V109H81L83 106H84V108H85V106ZM102 105V106H101ZM106 105L108 106V107H106ZM134 105H136V106H133ZM143 107H142V106ZM153 105V106H152ZM177 105H178V107H177ZM200 105V106H199ZM206 105H207V107H206ZM30 107L29 109L27 108V107ZM61 106V107H60ZM63 106V107H62ZM66 106V107H65ZM138 106V107H137ZM140 106H141V108L142 109H139L140 108ZM150 106H152V107H150ZM158 106H160V107H158ZM19 107V108H18ZM25 108V109H23V108ZM40 107V106H39ZM56 107H57V109H56ZM59 107V108H58ZM65 107V108H64ZM74 107H75V109H74ZM93 107V108H92ZM103 107H105V108H103ZM109 107H111V108H109ZM113 107V108H112ZM116 107V108H115ZM129 107H131V108H129ZM139 109H137V108ZM145 107V108H144ZM148 107H149V109H148ZM162 107V108H161ZM163 107H165V108H167V107H169L168 109H165V108H163ZM191 107V108H190ZM237 107V108H236ZM61 108H63L62 110H61ZM68 108V109H67ZM92 108V109H91ZM107 108V109H106ZM115 108V109H114ZM127 108V109H126ZM151 108H156L155 110L154 109H152V110H150ZM161 108V109H160ZM210 108V109H209ZM20 109H22V112H19V110ZM41 109V110H40ZM71 109V110H70ZM72 109H74V110H72ZM91 109V110H90ZM104 109H105V111H104ZM110 109V110H109ZM114 111H113V110ZM128 109H130V111H127ZM157 109H159V110H157ZM16 110V109H15ZM47 110V109H46ZM54 110V111H53ZM57 110H61V112H62V114H61V112L60 111H57ZM68 111V112H65V111ZM78 110H81L80 112H77ZM83 110V111H82ZM85 110V111H84ZM103 110V111H102ZM108 110L111 112H108ZM141 110V112H139ZM157 110V111H156ZM169 110V111H168ZM183 110H185V111H183ZM24 111L27 113V115H28V117H30V118H27L26 116V113H25V115H24ZM30 111V112H29ZM56 111V112H55ZM69 111H72V113L70 112L69 113ZM108 112V113H106V114H104L105 112ZM136 111V112H135ZM161 111H162V113H165V115L164 114H162L161 113ZM166 111V112H165ZM232 111V112H231ZM238 111V112H237ZM29 112V113H28ZM44 113L42 114L41 112H39L38 114H40L41 113V115L43 116L44 114H46L45 113V111H43ZM57 112H59V113H57ZM65 112V113H64ZM84 112V113H83ZM102 112H104V113H102ZM117 114H116V113ZM124 112V113H123ZM129 112V113H128ZM144 114H143V113ZM147 112V113H146ZM154 112V113H153ZM159 113L160 115L159 116H157L158 114L157 113ZM171 114H170V113ZM257 112V113H256ZM20 113V114H19ZM23 114V117H22V114ZM56 113H57V115H56ZM66 113H68V114H66ZM100 113V114H99ZM113 113H115L116 115H118V118H115L113 115H115V114H113ZM121 114L120 116H119V114ZM123 113V114H122ZM134 113H135V115H136V117H135V115H134ZM138 113H140V114H138ZM166 113H168V114H170V115H167ZM174 113V114H173ZM2 114V112L0 111V115ZM15 114H14V116H13V118H15L14 120H15V122H16V117H15ZM36 114V113H35ZM38 114H36V115H38ZM64 114H65V116H64ZM75 114L77 115V116H75ZM79 114V115H78ZM81 114V115H82ZM87 114V115H88ZM113 114V115H112ZM131 114V115H130ZM147 114V115H146ZM157 114V115H156ZM175 115L174 117H172L173 115ZM191 114V115H190ZM106 115V116H105ZM143 115V116H142ZM155 117H153V116ZM162 115V116H161ZM167 115V116H166ZM177 115V116H176ZM252 117H251V116ZM21 116V117H20ZM45 117H47L46 115H44ZM61 118H60V117ZM69 116H75V117H69ZM112 116V117H111ZM139 116V117H138ZM160 116L162 117V118H160ZM204 116V117H203ZM220 116V117H219ZM32 117V118H31ZM94 117H90L91 119H89V121H91V122H93L95 119H94ZM111 117V118H110ZM119 117H122L121 119L122 120H124L125 121V119H127L128 120V122L127 121H125L127 124H126V126H130V125H132V123H134L135 121H137V123H138V126L140 127V129L141 130H143V132L146 134L145 135V141H153V143H155V141H156V144L155 145H157V146H155V145H152V147H153V149L155 150V151H153V149H152V147H151V154H150V156H152L153 155V157L151 158V160L150 159H148L146 156H144V155H137V153H135L136 154V156H134L133 157V155H135L134 154V152H132V149H131V152H132V154L130 153H126L127 151L129 152L130 151V148H128V147H126L127 149H129V150H127L124 146H123V144H122V141L124 142V137H122L121 136V134L120 133H117L116 132V130H114V129H116L117 127H113V126H118L119 124H118V122H120V121H118L119 120ZM129 117V118H128ZM134 117V118H133ZM165 117H166V119H165ZM167 117H170V118H167ZM178 117H181V118H179L180 119V121H179V119H177ZM215 117V118H214ZM251 117V118H250ZM13 118H12V120H13ZM25 118H26V120H25ZM65 118V119H64ZM72 118V120H70ZM75 118V119H74ZM118 119V120H115V119ZM132 118H133V120H132ZM141 118H145V119H149L150 121L151 120H153V121H151V128L148 130L146 127H144L141 123H140V119ZM159 119L158 121L157 120H154V119ZM176 118V119H175ZM27 119H29V120H31V123H30V121L29 120H27ZM102 119V120H101ZM109 119V120H108ZM114 119V120H113ZM120 119V120H121ZM132 121H131V120ZM167 119H169L168 121H167ZM188 119V120H187ZM195 119H197V120H195ZM251 119V120H250ZM13 120V121H14ZM20 120H21V122H20ZM22 120H24V121H22ZM54 120V121H53ZM59 120V122L60 123H58L57 121ZM64 120V122H62ZM68 120H69V122H68ZM98 120V121H97ZM105 120H107V121H105ZM130 120V121H129ZM166 120V121H165ZM191 120V121H190ZM247 120V121H246ZM27 121H29V122H27ZM57 123H56V122ZM149 121V122H150ZM155 121V122H154ZM156 121H157V123L159 124L160 123V125H158V126H156V125H153V123L154 124H157L156 123ZM170 121V122H169ZM187 121V122H186ZM193 121V122H192ZM50 122V123H49ZM104 122V123H103ZM106 122V123H105ZM107 122H109V123H107ZM132 122V123H131ZM162 122V123H161ZM172 122L174 123V124H172ZM181 122V123H180ZM205 122V123H204ZM25 123H28V125H26ZM33 123V124H32ZM67 123H68V125H67ZM100 123V124H99ZM103 123V124H102ZM114 123V124H113ZM128 123H130V124H128ZM176 123V124H175ZM180 123V124H179ZM30 124V125H29ZM32 124V125H31ZM47 124H50L49 126L47 125ZM57 124H58V126H57ZM59 124H65L64 126H59ZM72 124V123H71ZM166 126H165V125ZM168 124H169V126H168ZM172 124V125H171ZM54 125H56V126H54ZM110 125H112V127H110ZM175 125V126H174ZM205 125V126H204ZM53 126V127H52ZM152 126H155L156 128H158L157 130H159V133H158V131L157 130H155L156 128H154V127H152ZM160 126V127H159ZM170 127L169 129H168V127ZM184 126V127H183ZM215 126V127H214ZM47 127H51V129L53 130H50V131H48V128ZM56 127V128H55ZM60 127V128H59ZM167 127V128H166ZM172 127H174V128H172ZM29 128V129H28ZM55 128V129H54ZM111 128V129H110ZM114 128V129H113ZM119 128V127H118ZM163 130H162V129ZM178 128V129H177ZM187 128V129H186ZM188 128H190V129H188ZM196 128V129H195ZM147 129V130H146ZM166 129V130H165ZM198 129V130H197ZM205 129V130H204ZM44 130V129H43ZM44 130V131H45ZM112 130V131H111ZM152 130H154V131H152ZM175 132H173V131ZM179 130H180V132H179ZM187 130V131H186ZM204 130V131H203ZM258 130V131H257ZM22 131V130H21ZM28 131V132H27ZM30 131V132H29ZM110 131L112 132L111 134H110ZM114 131V132H113ZM154 132L152 135H151V133L152 132ZM157 131V132H156ZM164 133H163V132ZM190 131H192V132H190ZM202 131V132H201ZM221 131V132H220ZM120 132V131H119ZM205 132V133H204ZM263 132V133H262ZM26 133V134H25ZM51 133V134H52ZM147 133H149L148 135H147ZM163 133V134H162ZM168 133V134H167ZM173 133V134H172ZM193 133V134H192ZM199 133H202L203 135H201V134H199ZM9 134H10V132H9ZM21 134V135H20ZM23 134H25V135H23ZM64 134V133H63ZM113 134H114V136H113ZM161 134V135H160ZM262 134V135H261ZM4 135H7V133L6 134H4ZM17 135V136H16ZM117 135V136H116ZM121 136V137H118V136ZM157 135V136H156ZM164 135V136H163ZM182 135V136H181ZM191 135V136H190ZM260 135V136H259ZM24 138H23V137ZM152 138H151V137ZM158 139H162V136L165 138L166 137V139H162V141H160L159 143H161L162 142V144L160 145L159 143H157L158 142V140H157V138ZM160 136H161V138H160ZM176 136H178V137H180V139L181 140H179L178 139V137H177V140L174 138V137H176ZM183 136H184V140H183ZM185 136H187V137H185ZM199 136V137H198ZM204 136V137H203ZM222 136H224V137H222ZM11 137V138H10ZM54 137H55V135H54ZM102 137V138H101ZM153 137H154V139H153ZM189 137V138H188ZM197 137V138H196ZM209 137V138H208ZM80 138V139H79ZM98 138V139H97ZM121 138H123L122 140H121ZM148 138V139H147ZM168 138V139H167ZM172 138H174V139H172ZM187 138V139H186ZM191 138V139H190ZM214 138V139H213ZM222 138V139H221ZM23 139V140H22ZM109 139V140H108ZM117 139H120L119 141L121 142V143H119V141L117 140ZM190 139V140H189ZM202 139V140H201ZM209 139V140H208ZM212 141H211V140ZM35 140V141H34ZM67 140V139H66ZM76 140V141H75ZM80 140V141H79ZM98 140V141H99ZM104 140V141H103ZM186 140V141H185ZM191 140H192V142H191ZM198 140V141H197ZM204 140V141H203ZM257 140V141H256ZM8 141V142H7ZM32 141H33V143H32ZM65 141V140H64ZM78 141V142H77ZM116 141V142H115ZM118 141V142H117ZM168 141V142H167ZM15 142V143H16ZM65 142H68V141H65ZM72 142V143H73ZM80 143L79 145L77 144V143ZM82 142V143H81ZM104 142H106L105 144H103ZM111 142V143H110ZM166 142L167 143H170L171 142V144H169V146H171V147H169L168 146V144H166ZM174 142H176V143H174ZM177 142H179V143H177ZM190 142V143H189ZM201 142V143H200ZM240 142V143H239ZM251 142V143H250ZM11 143V144H10ZM29 143V144H28ZM36 143V144H35ZM116 143V144H115ZM173 143V144H172ZM184 143V144H183ZM199 143V144H198ZM207 143V144H206ZM249 143V144H248ZM258 143V144H257ZM38 144V146H36L35 147V145H37ZM40 144V145H39ZM103 144V145H102ZM158 144H159V147H158ZM183 144V145H182ZM198 144V145H197ZM245 144V145H244ZM27 145V147H24V146H26ZM81 145V146H82ZM99 145V146H98ZM109 145V147L111 148H109V147H107V148H105L106 146H108ZM116 145V146H115ZM118 145V146H117ZM164 145V147H162ZM165 145L168 147V148H166L165 147ZM175 145V146H174ZM178 145V146H177ZM190 145V146H189ZM196 145V146H195ZM39 146H40V148H39ZM58 146H60V145H58ZM80 146V147H81ZM101 146H103V147H101ZM113 146V147H112ZM119 146H121V148L119 147ZM172 146H174V147H172ZM183 146H185V147H183ZM7 147V148H6ZM62 147V146H61ZM119 149H118V148ZM155 147V148H154ZM158 147V148H157ZM162 147V148H161ZM181 149H180V148ZM184 149H183V148ZM42 148V149H41ZM77 148H78V151H77ZM82 148V147H81ZM109 148V149H108ZM114 148H115V150H114ZM123 148V149H122ZM157 148V149H156ZM169 148H171V149H169ZM174 148H177V149H175L174 150ZM187 150H186V149ZM40 149V150H39ZM57 149H58V151H60V152H58L57 151ZM88 149V150H87ZM98 149H99V151H98ZM113 149V150H112ZM159 149H160V151H159ZM167 151H166V150ZM188 149H189V151H188ZM195 149H197V150H195ZM208 149V150H207ZM31 150V151H30ZM110 150V151H109ZM127 150V151H126ZM156 150H158V151H156ZM179 150H182V151H179ZM185 150V151H184ZM192 150V151H191ZM194 150V151H193ZM36 151V152H35ZM41 151V152H40ZM82 151V152H81ZM83 151H85L84 153H83ZM106 153H105V152ZM109 151V153L107 154V152ZM117 151V152H116ZM122 151V152H121ZM125 151V152H124ZM173 151H174V153H173ZM53 152H55L54 153V155L52 154ZM57 152L59 153V155H57ZM72 152L73 153H77L78 154V156H80V157H76L75 158V156H74V154H72ZM87 152V153H86ZM90 152V153H89ZM98 152V153H97ZM102 152V153H101ZM111 152H113V153H111ZM114 152H116V153H114ZM161 152H163V153H161ZM170 154H168V153ZM177 152V153H176ZM178 152H180V154H181V152H183L181 155L178 153ZM190 152V153H189ZM62 153V154H61ZM68 156V157H66V158H68V160L69 161H67V159L65 158L64 160H63V158L65 157V154ZM90 154V156H89V154ZM96 153V154H95ZM101 153V154H100ZM119 153V154H118ZM126 153V154H125ZM185 153H187V155L189 156L190 155V157H187V155L185 154ZM199 153V154H198ZM201 153V154H200ZM4 156H3V155ZM45 154H47V155H49V158H50V155L52 156L51 158L52 159H45V158H43V157H46L47 158V156L45 155ZM61 154V155H60ZM85 154V155H84ZM92 154V155H91ZM99 156H98V155ZM157 154V155H156ZM159 154H161V155H159ZM162 154H164V155H162ZM172 154V155H171ZM174 154H175V156H176V154H177V156L175 157L174 156ZM240 154V155H239ZM43 157H42V156ZM84 155V156H83ZM87 155V156H86ZM107 155H109V156H107ZM111 155H113V156H111ZM116 155V156H115ZM125 155V156H124ZM195 157H194V156ZM25 156V157H24ZM41 156V157H40ZM62 157V159H61V157ZM98 157V158H96V157ZM104 156V157H103ZM111 156V157H110ZM124 156V157H123ZM126 156H127V158H126ZM139 156V157H138ZM142 156V159H139L140 157ZM170 156L172 157V158H170ZM198 156V157H197ZM30 157V160L28 159V158ZM88 159H87V158ZM101 157V158H100ZM131 157H133V158H131ZM160 157V158H159ZM162 157V158H161ZM185 157H186V159H185ZM194 159H193V158ZM245 157V158H244ZM13 158L15 159V161L13 160ZM18 158V159H17ZM26 160H25V159ZM39 158V159H38ZM41 158V159H40ZM79 159V161H78V159ZM135 158V159H134ZM137 158V159H136ZM164 158V159H163ZM175 158V159H174ZM178 158V159H177ZM183 158V159H182ZM188 158H190V160L188 159ZM202 158V159H201ZM57 159H61V161L60 160H57ZM77 159V160H76ZM90 159V160H89ZM91 159L93 160V162L91 161ZM104 161V162H102V160ZM109 160V161H107V160ZM124 161V163H122L123 161ZM125 159V160H124ZM145 159V160H144ZM153 159V160H152ZM165 159H166V161H165ZM170 159H172V160H170ZM180 159V160H179ZM7 160H10V161H7ZM29 160V161H28ZM34 160V161H33ZM35 160H38V161H35ZM42 160V161H41ZM47 160V161H46ZM53 161V163H49L51 166H48L49 164H48V162L49 161ZM63 160V161H62ZM71 160V161H70ZM76 160V161H75ZM84 160V161H83ZM86 160V161H85ZM100 160V161H99ZM114 160V161H113ZM119 160V161H118ZM143 162H142V161ZM156 160H158V161H156ZM161 160V161H160ZM169 160V161H168ZM183 160V161H182ZM187 160V161H186ZM262 160V161H261ZM14 161V162H13ZM17 161V162H16ZM19 161V162H18ZM33 161V162H32ZM58 161V165H56L57 163L56 162ZM88 161H91L92 162V164H90L91 162H88ZM99 163H98V162ZM106 161V162H105ZM112 161V162H111ZM121 161V162H120ZM128 161H130V163L128 162ZM132 161H133V163H132ZM138 161H140V163L138 162ZM163 161H164V163H163ZM168 161V162H167ZM175 161H177V162H175ZM200 161V162H199ZM5 162V163H4ZM7 162V163H6ZM9 162V163H8ZM12 162V163H11ZM24 164V165H26L27 163H29L28 165H26V166H30L31 165V163H33L30 167H26V166H24L22 163ZM35 162V163H34ZM36 162H39V163H36ZM65 164H64V163ZM66 162H68V163H66ZM70 162V163H69ZM76 162V163H75ZM96 162H97V165H96ZM114 162V163H113ZM151 163V164H149V163ZM161 162V163H160ZM170 162V163H169ZM184 162V163H183ZM193 162V163H192ZM253 162V163H252ZM263 162V163H262ZM15 163V164H14ZM17 163V164H16ZM22 164V166H21V164ZM45 163V164H44ZM87 163V164H86ZM94 163V164H93ZM112 163V164H111ZM121 163L123 164V165H127L126 167L125 166H123L124 168H125V170H124V168H122V165H121ZM129 163V164H128ZM142 163H144V164H142ZM145 163H147V164H145ZM153 163V164H152ZM178 166H176L175 164ZM180 163V164H179ZM183 163V164H182ZM12 164V165H11ZM54 164H55V166H54ZM70 164V165H69ZM90 164V165H89ZM109 164H111V165H109ZM117 164V165H116ZM164 164L166 165V166H164ZM192 164V165H191ZM204 164V165H203ZM16 165V166H15ZM21 166V168H20V166ZM94 165V166H93ZM130 165V166H129ZM134 165V166H133ZM142 165V166H141ZM144 165V166H143ZM152 165V166H151ZM160 165V166H159ZM187 165V166H186ZM68 166H70V167H68ZM76 166V167H75ZM79 166V167H78ZM88 166H89V168H88ZM103 166V167H102ZM106 166V167H105ZM114 168H112V167ZM117 166V167H116ZM121 167V168H119V167ZM129 166V167H128ZM139 168H137V167ZM155 166V167H154ZM157 166V167H156ZM163 166V167H162ZM174 166V167H173ZM197 166V167H196ZM202 166V167H201ZM58 167H60V169L61 170H58L59 168ZM65 167V168H66ZM73 167V168H72ZM81 167V168H80ZM93 168V170H92V168ZM101 167V169H99L98 170V168H100ZM109 167V168H108ZM117 169H116V168ZM133 167H136V168H134L133 169ZM144 169H143V168ZM167 167V168H166ZM181 167V168H180ZM186 167V168H185ZM2 168H4V169H2ZM9 168V169H8ZM30 168V169H29ZM46 168V170H44ZM83 168V169H82ZM94 168H95V170H94ZM105 168V169H104ZM131 168V169H130ZM146 168V169H145ZM155 168V169H154ZM170 168V169H169ZM201 168V169H200ZM3 171H2V170ZM21 169V170H20ZM36 169V170H35ZM40 170V172H39V170ZM48 169V170H47ZM52 169V170H53ZM77 169V170H76ZM90 169V170H89ZM105 171H104V170ZM121 169V170H120ZM126 169H128L127 171H126ZM133 169V170H132ZM137 169V170H136ZM157 169V170H156ZM159 169H162V171L160 170V172H162V173H159V175H157L158 173L156 172V171H159ZM165 169V170H164ZM196 169V170H195ZM204 171H203V170ZM215 169V170H214ZM18 171V172H16V171ZM22 170H24V171H22ZM34 170V171H33ZM51 170V169H50ZM85 171V175L86 176H84V173H82V171ZM97 170H98V173H97ZM101 170V171H100ZM109 170V171H108ZM116 170V171H115ZM124 170V171H123ZM130 170H132V171H130ZM135 170V171H134ZM144 170V171H143ZM167 170V171H166ZM170 170V171H169ZM179 171V172H177V171ZM213 170V171H212ZM263 170V171H262ZM30 171H31V173H30ZM42 171H44V172H47L46 174H44V172H42ZM57 171H60L59 173L57 172ZM64 171H65V173H64ZM74 171V172H73ZM87 171V172H86ZM88 171H89V173H88ZM91 171V172H90ZM95 171V172H94ZM112 171V172H111ZM119 172V174H115V175H113L114 174V172ZM142 171V172H141ZM153 171H154V173H153ZM169 171V172H168ZM174 171H176V172H174ZM194 171L196 172V173H194ZM243 171H245V172H243ZM262 171V172H261ZM2 172V173H1ZM76 172V173H75ZM100 172V173H99ZM111 172V173H110ZM122 172H124V174L122 173ZM149 172V173H148ZM151 172V173H150ZM157 174H156V173ZM163 172H165V174L163 173ZM173 172V173H172ZM210 172V173H209ZM241 174H240V173ZM4 173H6V174H4ZM13 173V174H12ZM33 173H35L34 175L35 176H33ZM58 173V174H57ZM72 173V174H71ZM110 173V174H109ZM135 173V174H134ZM138 173V174H137ZM139 173H140V177L138 176L139 175ZM238 173V174H237ZM252 173V174H251ZM21 176H20V175ZM24 174L26 175V176H24ZM32 174V175H31ZM49 175L48 176V178H47V176L46 175ZM63 174H66V175H63ZM68 174H69V177H67L68 176ZM71 174V175H70ZM80 174V175H79ZM94 174V175H93ZM101 174V175H100ZM121 174H122V176H121ZM129 174V175H128ZM143 174L145 175V176H143ZM151 174H153V175H151ZM154 174H155V176L157 177V176H159V177H154ZM170 174V175H169ZM180 174V175H179ZM234 174H235V176H234ZM5 175V176H4ZM7 175V176H6ZM13 175H15V176H13ZM46 177H45V176ZM84 176V178H87V176L89 177L88 179H86V180H88V181H86L85 182V184L84 183H82V185H80V183L82 182L81 181V179H83V176ZM92 177H91V176ZM96 175V176H95ZM148 175V176H147ZM166 175V176H165ZM176 175V176H175ZM187 175V176H186ZM242 175H244V176H242ZM17 176V177H16ZM28 176V177H27ZM30 176H31V178L33 177V179L31 180V178H30ZM57 176V177H58ZM59 176V177H60ZM72 176H74L73 177V179H72ZM80 176L82 177V178H80ZM112 176H117L116 178L115 177H113L112 178ZM119 176V177H118ZM132 176V177H131ZM171 176V177H170ZM190 176V177H189ZM192 176V177H191ZM236 178H234V177ZM237 176V177H236ZM238 176L240 177V176H242V177H240V178H238ZM11 177V178H10ZM16 177V179H14ZM21 177H22V179H21ZM36 177V178H35ZM57 177H55V178H57ZM66 177V178H65ZM95 177H97V179L95 178ZM109 177V178H108ZM146 177H148L147 179H145ZM152 179H151V178ZM161 177V178H160ZM168 179H167V178ZM257 177V178H256ZM28 178V179H27ZM39 178V179H38ZM42 178V180L40 181V183H42L41 185H40V183H38V182H36V181H38V180H40ZM53 178V177H52ZM70 178V179H69ZM77 178V179H76ZM78 178H80V179H78ZM90 178H91V180H90ZM105 178H107L105 181H104V179ZM129 178V179H128ZM134 178V179H133ZM153 178H156V180L155 179H153ZM183 178V179H182ZM187 178V179H186ZM192 178V179H191ZM232 178V179H231ZM238 178V179H237ZM249 178H250V180H249ZM4 179H6V180H4ZM30 179V180H29ZM38 179V180H37ZM44 179V180H43ZM51 180V181H48V180ZM60 179V180H59ZM76 179V180H75ZM93 179H95V180H93ZM101 179H103V182L101 181ZM109 179V180H108ZM120 179V180H119ZM121 179H125L124 181L123 180H121ZM137 179H139L138 181H137ZM142 179V180H141ZM152 181H151V180ZM160 179V181H158ZM185 179V180H184ZM14 180V181H13ZM22 180V181H21ZM27 180V181H26ZM30 181V183H29V181ZM68 180V181H67ZM78 180V181H77ZM101 182H100V181ZM113 180V181H112ZM129 180V181H128ZM146 180H147V182H146ZM17 181H18V183H17ZM36 183V184H38L37 185V187H36V184L34 183V182ZM53 181V182H52ZM61 181V182H60ZM81 181V182H80ZM92 181V182H91ZM111 181V182H110ZM114 181L117 183V182H121V183H119V185L121 186H119L118 185V183L116 184V183H114ZM134 181H135V183H134ZM136 181H137V183H136ZM158 181V182H157ZM161 181H163L162 183H161ZM166 181V182H165ZM181 183H180V182ZM213 181V182H212ZM247 181H248V183H247ZM252 181V182H251ZM261 181V182H260ZM3 182V183H2ZM52 182V184H50V183ZM73 182V183H72ZM74 182H76V183H74ZM80 182V183H79ZM104 182H105V185H104ZM107 182H109V183H107ZM127 182H129L128 184H127ZM150 182H151V185H150ZM153 182V183H152ZM155 182V183H154ZM160 182V183H159ZM172 182V183H171ZM231 182V183H230ZM16 183V184H15ZM28 184V185H26V187H24V185L23 184ZM45 183V184H44ZM103 183V184H102ZM111 183H113V184H111ZM123 183H124V185H123ZM130 183H131V185H130ZM143 183V184H142ZM164 183V184H163ZM171 183V184H170ZM191 183V184H190ZM258 183V184H257ZM15 184V186L17 187V189H16V187L15 186H13ZM74 184V185H73ZM75 184H77V185H75ZM91 184V185H90ZM97 184V185H96ZM99 184V185H98ZM102 184V185H101ZM114 184H115V186H114ZM127 184V185H126ZM137 184H138V187L139 188H137ZM141 184H142V186H141ZM147 185V186H145V187H143L144 185ZM157 184V185H156ZM175 184V185H174ZM241 184V185H240ZM253 184V185H252ZM6 185V186H5ZM10 185H12V186H10ZM33 185H34V188H33ZM65 185H67V186H65ZM89 185H90V187H89ZM108 187H107V186ZM113 185V186H112ZM123 185V186H122ZM133 185H135V186H133ZM140 185V186H139ZM159 185V186H158ZM162 185V186H161ZM166 185V186H165ZM172 185V186H171ZM179 185V186H178ZM181 185V186H180ZM240 185V186H239ZM261 185V186H260ZM262 185H263V188H262ZM22 186V187H21ZM48 186V187H49ZM73 186V187H72ZM84 186V187H83ZM86 186V187H85ZM97 186V187H96ZM102 186H104V187H102ZM111 186H112V188H111ZM129 186H131V187H129ZM148 186H150V187H152V186H154V187H152V188H147ZM155 186H157L156 188H155ZM168 186V187H167ZM256 186V187H255ZM259 186V187H258ZM30 187V188H29ZM65 187H66V189H65ZM105 187H106V189H105ZM166 187V188H165ZM170 187V188H169ZM179 187V188H178ZM184 187V188H183ZM241 187V188H240ZM245 187V188H244ZM246 187H248V188H246ZM251 187H253V188H255V189H251ZM13 188V189H12ZM21 188H24V189H27V190H29V189H31L30 191H26V190H24V189H22V190H24V191H21ZM29 188V189H28ZM70 188L71 189H73V190H70ZM120 188L121 189H123V190H125V191H123V190H120ZM126 188H127V191H126ZM130 188H132V189H130ZM136 188V191L135 190H133V189H135ZM154 188V189H153ZM170 190H169V189ZM172 188V189H171ZM185 188L187 189V190H185ZM235 188V189H234ZM258 188H260V190L258 189ZM19 189H20V191H19ZM40 189L42 190V191H40ZM48 189V188H47ZM110 189H112V190H110ZM113 189L116 191V192H113ZM129 189H130V192H129ZM142 189H144V190H142ZM150 189V190H149ZM152 189H153V191H152ZM159 189V190H158ZM168 189V190H167ZM38 190V191H37ZM44 190V191H43ZM70 190V191H69ZM85 190V191H84ZM102 190H104V191H102ZM108 190V191H107ZM176 190V191H175ZM185 190V191H184ZM215 190V191H214ZM222 190V191H221ZM242 190V191H241ZM253 190V191H252ZM258 190H259V192H258ZM26 191V192H25ZM33 191V192H32ZM63 191V190H62ZM69 191V192H68ZM77 191V192H76ZM78 191H80V192H78ZM83 191V192H82ZM89 191V192H88ZM120 191H121V194H119L120 193ZM142 191V192H141ZM152 191V192H151ZM165 191V192H164ZM168 191V192H167ZM238 191V192H237ZM240 191V192H239ZM246 191V192H245ZM23 192V193H22ZM40 194H38V193ZM42 192V193H41ZM44 192H45V194L47 195V196H45V194H44ZM72 192V193H71ZM86 192V193H85ZM97 192H99V193H97ZM108 192H110V193H108ZM111 192H112V194H111ZM119 192V193H118ZM124 192V193H123ZM144 192V193H143ZM176 192V193H175ZM219 192V193H218ZM241 192H245L244 194L242 193V195H241ZM251 192V193H250ZM252 192H253V194H252ZM258 192V193H257ZM31 193H33V194H31ZM35 193H37V194H35ZM67 193V194H66ZM76 193V194H75ZM87 193H88V196H86L87 195ZM102 193V194H101ZM128 193V194H127ZM151 193V194H150ZM168 193H170V194H168ZM186 193V194H185ZM214 193H216V194H214ZM219 195H218V194ZM228 193V194H227ZM238 193V194H237ZM14 194V195H15ZM17 194V195H18ZM35 194V195H34ZM42 194V195H41ZM74 194L76 195V196H74ZM82 194H83V197H85L86 199H88V200H86V199H84L83 197H82ZM86 194V195H85ZM92 194V195H91ZM94 194V195H93ZM103 194H105L104 196H103ZM111 194V195H110ZM115 194V195H114ZM117 194V195H116ZM119 194V195H118ZM140 194V195H139ZM145 194V195H144ZM150 194V195H149ZM157 194V195H156ZM180 194V195H179ZM187 194H188V196H187ZM211 194V195H210ZM256 194V195H255ZM21 195H18V197H20ZM38 195V196H37ZM44 195V196H43ZM67 195V196H66ZM68 195H69V197H68ZM73 195V196H72ZM113 195V196H112ZM130 195H132V196H130ZM148 195V196H147ZM151 195H152V197H154V199H152V197H151ZM155 195H156V198L157 197H159V198H157L158 200H159V203H158V200H156L155 199ZM168 197H167V196ZM29 196H32V198H34L35 200H33L31 197H29ZM33 196H35V197H33ZM71 196V197H70ZM79 196H80V200H83L82 201V204H80L81 203V201H79L78 199H79ZM99 196V197H98ZM101 196V197H100ZM115 196L117 197L116 199H115ZM124 196V197H123ZM127 196H128V198H127ZM137 196V197H136ZM139 196H141V197H139ZM144 196H146V197H144ZM150 196V197H149ZM161 196H163V198L161 197ZM165 196V197H164ZM174 196V197H173ZM185 196V197H184ZM212 196V197H211ZM238 198H237V197ZM254 196H255V198H254ZM45 197V198H44ZM64 197V198H65ZM76 197L78 198V199H76ZM90 197V198H89ZM93 197H94V199H93ZM114 197V198H113ZM123 197V198H122ZM131 197V198H130ZM150 199H149V198ZM178 197V198H177ZM193 197V198H192ZM237 199H236V198ZM241 197V198H240ZM244 197H246V198H244ZM259 199H258V198ZM29 198H31V200L29 199ZM44 198V199H43ZM70 198V199H69ZM74 198V199H73ZM81 198H83V199H81ZM92 198V199H91ZM99 198V200L97 201V199ZM106 198V199H105ZM108 198V199H107ZM111 198V199H110ZM113 198V199H112ZM136 198H137V200H136ZM181 198V199H180ZM231 200H230V199ZM253 198V199H252ZM40 199H42L43 201H41ZM51 199V200H50ZM68 199V200H67ZM104 199V200H103ZM140 199V200H139ZM144 199V200H143ZM161 199V200H160ZM174 199V200H173ZM176 199V200H175ZM241 201H240V200ZM248 199V200H247ZM33 200V201H32ZM39 200V201H38ZM45 200V201H44ZM46 200H47V204H46ZM72 200V202H74V203H71L70 201ZM75 200V201H74ZM76 200H78L79 201V203H78V201H76ZM86 200V201H85ZM90 200V201H89ZM108 200V201H107ZM129 200V201H128ZM146 200V201H145ZM147 200H148V202H147ZM150 200V201H149ZM153 200V201H152ZM155 200V201H154ZM163 200V201H162ZM168 200H170V201H172L171 202V207H170V202H167ZM188 200V201H187ZM233 200V201H232ZM237 200V201H236ZM28 201V202H27ZM41 201V202H40ZM87 201H89V202H87ZM102 201H106L107 203L105 204V202H103L102 203ZM111 201V202H110ZM122 201V202H121ZM143 201H145L146 203H144ZM165 201V202H164ZM173 201H174V203H173ZM178 201V202H177ZM181 201V202H180ZM190 201V202H189ZM196 201V202H195ZM216 201V202H215ZM218 201V202H217ZM235 201V202H234ZM240 201V202H239ZM68 202H70L69 203V205H67L68 204ZM75 202H77V203H75ZM84 202H87L88 203V205H89V207H87L88 205H86L87 203H84ZM95 202V203H94ZM98 202H100V203H98ZM118 202V203H117ZM135 202V203H134ZM138 202V204H136ZM139 202H140V204H139ZM141 202H142V204H141ZM150 202H152V203H150ZM180 202V203H179ZM254 202V203H253ZM50 203V204H49ZM54 205H53V204ZM92 203V204H91ZM113 203V204H112ZM155 203V204H154ZM160 203H162L161 205H160ZM164 203V204H163ZM176 203V204H175ZM185 203V204H184ZM230 203V204H229ZM233 203H234V206H233ZM237 203V204H236ZM238 203L240 204V205H238ZM242 203H243V205H242ZM255 203H256V205H258V206H256L255 205ZM262 203V204H261ZM73 204V205H72ZM95 204V205H94ZM99 204V205H98ZM101 204H103V205H101ZM115 204V205H114ZM120 204H122V205H120ZM145 204V205H144ZM150 204H152V205H150ZM154 204V205H153ZM160 205V206H158V205ZM165 204H167V205H169L168 207H166L165 206ZM195 204V205H194ZM224 204V205H223ZM77 207H76V206ZM85 205V206H84ZM90 205L91 206H94V207H90ZM96 205L99 207H96ZM112 205V206H111ZM114 205V206H113ZM127 205V206H126ZM137 205V206H136ZM141 205V206H140ZM147 205H148V207H147ZM163 205V206H162ZM177 205V206H176ZM180 205V206H179ZM202 205V206H201ZM232 205V206H231ZM252 205V206H251ZM40 206V207H39ZM42 206V207H41ZM47 206V207H46ZM75 206V207H74ZM80 206V207H79ZM102 206V207H101ZM108 206V211L106 210V212L107 213H109V214H106V212H105V210L104 209H107L106 207ZM120 206V207H119ZM133 206V207H132ZM136 206V207H135ZM144 206V208H142ZM146 206V207H145ZM156 208H155V207ZM216 206H217V208H216ZM231 206V207H230ZM235 206H238V207H235ZM243 206V207H242ZM85 207H87V208H85ZM101 207V208H100ZM105 207V208H104ZM119 207V208H118ZM153 209H152V208ZM226 207H227V209H226ZM229 207H230V209H229ZM244 207H246L245 208V210H244ZM257 207V208H256ZM39 208H41L40 210H39ZM49 209V211H48V213L51 215V219L53 220V222H54V220H55V222L56 223H59V219H57L58 218V216H56V213H55V215H53V213H54V211H52L53 209ZM68 208V207H67ZM77 208V209H76ZM109 208H111V209H109ZM124 209V211H123V209ZM147 208V209H146ZM151 208V209H150ZM158 208V209H157ZM159 208H162V210L161 209H159ZM182 208H184V209H182ZM216 208V209H215ZM243 208V209H242ZM249 208V209H248ZM255 208V209H254ZM91 209V210H90ZM97 209H99V210H101V211H99V210H97ZM115 209H117V210H115ZM121 211H120V210ZM126 209H127V211H126ZM130 209L131 210H135V211H130ZM143 209V210H142ZM145 209V210H144ZM155 209L157 210V211H155ZM178 209V210H177ZM229 209V210H228ZM246 209H248V210H246ZM77 210H79V213H77L78 211ZM89 210H90V212H89ZM93 210V211H92ZM96 210V211H95ZM110 210V211H109ZM139 210H141V212L139 211ZM148 210V211H147ZM150 210V211H149ZM160 210V211H159ZM173 210V211H172ZM185 210V211H184ZM210 210H212V211H210ZM218 210V211H217ZM220 210V211H219ZM234 210V211H233ZM257 210H260V212H258ZM262 210V211H261ZM82 211H84V212H82ZM92 211V212H91ZM115 211V212H114ZM118 213H117V212ZM126 211V212H125ZM139 211V212H138ZM155 211V212H154ZM163 211V212H162ZM209 211V212H208ZM225 211V212H224ZM259 213V214H257V212ZM52 212V213H51ZM87 212V213H86ZM98 212V213H97ZM101 212V213H100ZM111 212V213H110ZM134 212V213H133ZM149 212H150V214H149ZM157 212V213H156ZM159 212V213H158ZM170 212V213H169ZM191 212V213H190ZM204 212V213H203ZM231 212V213H230ZM82 213H84V214H82ZM91 213V214H90ZM112 213H113V215H112ZM124 213V214H123ZM131 214V216H130V214ZM145 213H146V216H145ZM147 213H148V215H147ZM153 213L154 214H156V215H153ZM203 213V214H202ZM72 214V215H73ZM86 214H88V215H86ZM90 214V215H89ZM96 216H95V215ZM117 214H121L120 216L119 215H117ZM152 214V216H150ZM163 214V215H162ZM173 214V215H172ZM238 214V215H237ZM248 214V215H247ZM252 214H254V216H252ZM100 215V216H99ZM105 217H104V216ZM114 215H115V217L117 218V220L118 221H116V218L114 217ZM117 215V216H116ZM125 215V216H124ZM135 216V217H133V216ZM140 215V216H139ZM160 217H159V216ZM191 215V216H190ZM206 215H208V217L206 216ZM215 215H216V217H218L217 219H216V217H215ZM238 216V218H236L237 216ZM74 216V215H73ZM76 216V215H75ZM90 216V217H89ZM95 216V217H94ZM112 218H111V217ZM148 216V217H147ZM156 216V217H155ZM165 218H164V217ZM195 218H194V217ZM227 216H229V217H227ZM241 216H243V217H241ZM257 216V217H256ZM53 217V218H52ZM55 217H57L56 219H55ZM90 219H89V218ZM97 217H98V219H97ZM107 217H109L108 219H107ZM115 219H114V218ZM119 217V218H118ZM124 217H125V219H124ZM133 217V219L135 220H133V219H131ZM167 217V218H166ZM233 217V218H232ZM240 217V218H239ZM260 217V218H259ZM263 217V218H262ZM92 218V219H91ZM94 218V219H93ZM102 218V219H101ZM103 218H105L106 220H108L107 222H108V225H107V222H106V220H104ZM162 218V219H161ZM211 218V219H210ZM214 218V219H213ZM228 218V219H227ZM253 218V219H252ZM254 218H255V220H254ZM262 218V219H261ZM89 219V220H88ZM100 219H101V222H100ZM109 219H111V220H109ZM120 219H121V221H120ZM124 219V222H122V220ZM131 220V221H129V220ZM154 220V221H151V220ZM161 219V220H160ZM238 219V220H237ZM251 219V220H250ZM258 219V220H257ZM113 220V221H112ZM128 220V221H127ZM148 220V221H147ZM158 220V221H157ZM172 220V221H171ZM186 222H185V221ZM190 220V221H189ZM199 220H201L200 222H199ZM236 220V221H235ZM260 220V221H259ZM87 221V222H86ZM112 221V222H111ZM127 221V222H126ZM137 221V222H136ZM141 221V222H140ZM145 221H147V222H145ZM161 221V222H160ZM189 221V222H188ZM228 221V222H227ZM246 221H247V223H246ZM262 221V222H261ZM54 222V224H56ZM86 222V223H85ZM96 222H99V223H96ZM110 222V223H109ZM117 222V223H116ZM126 222V223H125ZM139 222V223H138ZM160 222V223H159ZM181 222V223H180ZM223 222V223H222ZM251 224H250V223ZM89 223V224H88ZM91 223V224H90ZM95 223L98 225H95ZM123 223V224H122ZM136 223V224H135ZM141 223V224H140ZM151 223V224H150ZM165 223V224H164ZM174 223V224H173ZM196 223V224H195ZM262 223V224H261ZM88 224V225H87ZM101 224H103V226L101 225ZM104 224H105V226H104ZM113 224V225H112ZM117 224V225H116ZM119 224V225H118ZM124 224H126V225H124ZM149 224V227L147 226ZM178 224H180V225H178ZM204 224V225H203ZM222 224V225H221ZM92 227H91V226ZM100 225V226H99ZM116 225V226H115ZM122 225V226H121ZM128 225V226H127ZM132 225H133V228H132ZM135 225V226H134ZM139 225V226H138ZM177 225V226H176ZM185 225H187V226H185ZM192 225V226H191ZM214 225V226H213ZM240 225H242V226H240ZM250 225V226H249ZM262 227H261V226ZM88 226H90V227H88ZM113 226H115V227H113ZM117 226H118V231H117V229H115V228H117ZM147 226V227H146ZM158 226H161V227H158ZM166 226V227H165ZM168 226H169V228H168ZM171 226V227H170ZM174 226V227H173ZM184 226V227H183ZM219 226V227H218ZM225 226V227H224ZM259 226V227H258ZM101 227L102 228H104L105 227V229H101ZM110 227H111V229H110ZM113 227V228H112ZM120 227V228H119ZM121 227H122V230H120L121 229ZM126 227V228H125ZM145 227V228H144ZM153 227H155V228H153ZM195 227V228H194ZM197 227V228H196ZM204 227V228H203ZM210 227V228H209ZM218 227V228H217ZM227 227V228H226ZM260 227H261V229H260ZM126 230H124V229ZM152 228V229H151ZM166 228V229H165ZM175 228V229H174ZM190 228V229H189ZM200 228V229H199ZM217 228V229H216ZM84 229V230H85ZM110 229V230H109ZM114 231H113V230ZM129 229V230H128ZM137 229V230H136ZM192 229V231H190ZM194 229V230H193ZM212 230V231H210V230ZM109 230V231H108ZM127 230H128V232H127ZM132 230V231H131ZM136 230V231H135ZM144 230V231H143ZM162 230V231H161ZM171 230V231H170ZM184 230H186V231H184ZM189 230V231H188ZM209 232H207V231ZM255 230V231H254ZM91 233H90V232ZM94 231V230H93ZM105 231V232H104ZM111 231V233H109ZM116 231V232H115ZM151 231V232H150ZM181 231H183V232H181ZM85 232H87V230L85 231ZM115 232V233H114ZM133 232V233H132ZM158 234H157V233ZM166 232V233H165ZM168 232V233H167ZM179 232V233H178ZM207 232V233H206ZM211 232V233H210ZM221 232V233H220ZM243 232H244V234H243ZM101 233V234H100ZM127 235H125V234ZM136 233V234H135ZM161 233H162V235H161ZM183 233H185V234H183ZM194 234V235H192V234ZM199 233V234H198ZM203 233V234H202ZM251 233V234H250ZM104 234V235H103ZM109 234H111L112 235V237H111V235H109ZM121 234V235H120ZM124 234V235H123ZM130 234H131V236H130ZM132 234H134V235H132ZM150 234V235H149ZM188 234V235H187ZM202 236H201V235ZM210 234V235H209ZM216 234V235H215ZM246 234V235H245ZM100 235V236H99ZM108 235V236H107ZM116 235V236H115ZM154 235V236H153ZM167 235V236H166ZM178 235V236H177ZM181 237H180V236ZM207 235V238H205V236ZM225 235V236H224ZM239 235H241V236H239ZM110 236V237H109ZM119 238H118V237ZM126 236V237H125ZM137 236V237H136ZM151 236H153V239H152V237ZM172 236V237H171ZM175 236V237H174ZM183 236V237H182ZM198 236V237H197ZM99 237V238H98ZM102 237H104V239L102 238ZM129 237V238H128ZM133 239H132V238ZM136 237V238H135ZM148 237V238H147ZM167 237H171V238H167ZM200 237H201V239H200ZM204 237V238H203ZM208 237H210V238H208ZM252 237V238H251ZM118 238V239H117ZM126 238V240H124ZM138 238V239H137ZM176 238V240H173V239H175ZM179 238V239H178ZM182 238V239H181ZM214 238V239H213ZM99 239H101V240H99ZM102 239H103V241H102ZM117 239V240H116ZM136 239H137V243L135 242L136 241ZM142 239H143V241H142ZM150 239H152V240H150ZM181 239V240H180ZM185 239V240H184ZM209 239L211 240V241H209ZM218 239V240H217ZM241 239H246L245 241L244 240H241ZM109 240V241H108ZM112 240L114 241V242H112ZM121 240H122V242H121ZM123 240H124V243H126V244H124L123 243ZM132 240V241H131ZM141 240V241H140ZM150 240V241H149ZM164 240V241H163ZM231 240V241H230ZM262 240V241H261ZM86 241H87V239H86ZM99 241V242H98ZM108 241V242H107ZM118 241V242H117ZM128 241V242H127ZM163 241V242H162ZM168 241V242H167ZM188 241V242H187ZM190 241V242H189ZM194 241V242H193ZM201 241V242H200ZM217 241V242H216ZM220 243H219V242ZM105 242V243H104ZM111 242V243H110ZM116 242V243H115ZM141 242V243H140ZM146 242V243H145ZM156 242V243H155ZM169 242H170V244H169ZM187 242V243H186ZM204 242V243H203ZM243 242V243H242ZM103 243V244H102ZM112 244V245H110V244ZM133 243H134V245H133ZM137 244V246H140L139 248H136L135 247V245ZM159 243V244H158ZM169 245H168V244ZM175 243V244H174ZM179 245H178V244ZM210 243H211V245H213V243H214V246H215V248H214V246H211L210 245ZM216 243V244H215ZM218 243V244H217ZM231 243H232V245H231ZM240 243V244H239ZM254 243V244H253ZM101 244L102 245H104V246H101ZM110 245L109 246V248H108V246H106V245ZM113 244H115V246L113 245ZM144 244H145V246H144ZM149 244V245H148ZM174 244V245H173ZM189 244L191 245V248L189 247ZM193 244V245H192ZM205 244V245H204ZM229 244V245H228ZM234 244V245H233ZM124 245V246H123ZM133 245V246H132ZM166 245V246H165ZM187 246V248H186V246ZM208 245V246H207ZM219 245V246H218ZM245 245V246H244ZM101 246V248H99ZM106 246V247H105ZM112 246V247H111ZM114 246V247H113ZM120 247V246H123V248H118V247ZM150 246V247H149ZM161 246V247H160ZM185 246V247H184ZM198 246V247H197ZM206 246V247H205ZM240 246V247H239ZM103 247V248H102ZM142 247V248H141ZM183 247V248H182ZM203 247V248H202ZM205 247V248H204ZM207 247H209V248H207ZM218 247V248H217ZM105 248H106V250H105ZM136 248V249H135ZM163 248V249H162ZM169 248H171V249H169ZM191 250H189V249ZM221 248V249H220ZM237 248V249H236ZM100 249V250H99ZM117 249H119L120 251H118ZM138 249H142V251L141 250H138ZM156 249V250H155ZM165 249V250H164ZM168 249V250H167ZM178 249V250H177ZM183 249V250H182ZM193 249V250H192ZM195 249V250H194ZM200 249V250H199ZM206 249V250H205ZM208 249V250H207ZM214 249V250H213ZM226 249H228V250H226ZM229 249L230 250H234V251H229ZM244 249L245 250H247L246 252L244 251ZM99 250V251H98ZM112 250V251H111ZM138 250V251H137ZM171 250V251H170ZM175 250V251H174ZM189 250V251H188ZM199 250V251H198ZM262 250V251H261ZM105 251V252H104ZM111 251V252H110ZM122 251V252H121ZM131 253H130V252ZM137 251V253H135ZM148 251H149V254H148ZM156 251V252H155ZM159 251H160V253H159ZM161 251H162V255H161ZM164 251V252H163ZM167 251H170V252H167ZM173 251V252H172ZM194 251H195V254H194ZM202 251H203V254H202V256L200 255L201 253H202ZM209 251V252H208ZM210 251H211V253H210ZM106 252H109V253H106ZM138 252H140L139 254H138ZM142 252H143V254H142ZM166 252H167V254H166ZM193 252V253H192ZM199 252V253H198ZM201 252V253H200ZM256 252V253H255ZM156 253H157V255H156ZM159 253V254H158ZM165 253V254H164ZM170 253V254H169ZM176 253V254H175ZM177 253H179L178 255H177ZM225 253H227V254H225ZM231 253V254H230ZM242 253V254H241ZM109 254H110V257H111V259H108V258H110L109 257ZM124 253H123V256L125 255ZM131 254H133L132 255V257H130V255ZM172 254H174L173 256H172ZM182 254V255H181ZM185 254V255H184ZM191 254V255H190ZM196 254H197V256H196ZM212 256H211V255ZM218 254H221V255H218ZM225 254V255H224ZM105 255H108V256H105ZM126 255H125V257H126ZM153 255V256H152ZM164 255H166L165 256V259H164ZM190 257H189V256ZM204 255V256H203ZM207 255V256H206ZM216 255H218V256H216ZM246 255V256H245ZM140 256H142V260H141V257ZM143 256H149V258L147 259V257L146 258H144V260H143ZM169 256V257H168ZM177 256V258L175 259V257ZM194 256H195V259H197V260H195L194 259ZM216 258H215V257ZM219 256H222L221 257V260H220V257ZM224 256H228L229 257V260L226 258V257H224ZM122 257V255L120 256V258ZM152 257V258H151ZM166 257H168V258H166ZM172 257V258H171ZM182 259H181V258ZM200 257V258H199ZM202 257H204V258H202ZM213 257V258H212ZM217 257H218V259H217ZM258 257V258H257ZM113 258V259H112ZM134 258V259H133ZM156 258V261L154 260ZM158 258V259H157ZM170 258V259H169ZM174 258V259H173ZM180 258V259H179ZM223 258H225V260H223ZM247 258V259H246ZM145 259L147 260V262H143V261H145ZM172 259V260H171ZM189 259V260H188ZM192 259V260H191ZM199 259V260H198ZM203 259V260H202ZM216 259V260H215ZM246 259V260H245ZM250 259V258H249ZM109 260H110V262H109ZM120 260V259H119ZM128 260H129V262H128ZM132 260V261H131ZM134 260V261H133ZM151 260H153V262L154 263H152V261ZM160 261V262H158V261ZM165 260V261H164ZM191 260V261H190ZM194 260H195V262H194ZM220 260V261H219ZM117 261V260H116ZM121 261V260H120ZM131 261V262H130ZM150 261V262H149ZM189 261V262H188ZM212 261V262H211ZM214 261H215V263H214ZM225 261V262H224ZM228 261V262H227ZM239 261H235V262H239ZM248 262H252L253 260H247ZM246 261V262H247ZM133 262V263H132ZM141 262V263H140ZM166 262V263H165ZM185 262V263H184ZM187 262V263H186ZM205 262V263H204ZM206 262H208V263H206ZM227 262V263H226ZM233 262V263H232ZM250 262V263H251ZM119 263V264H120ZM249 263V264H250ZM196 264V263H195ZM235 264V263H234ZM239 264V263H238ZM248 264V263H247Z\"/></svg>",
    "mask_w": 264,
    "mask_h": 264
},
{
    "label": "bare ground",
    "instance_id": "obj_2",
    "mask_svg": "<svg viewBox=\"0 0 264 264\" xmlns=\"http://www.w3.org/2000/svg\"><path fill=\"white\" fill-rule=\"evenodd\" d=\"M3 0H0V35H2L3 34V38H6L7 40H3V38H2V41H4V44H3V42H2V44L3 45H5V53H6V58H7V56H8V58H10V60H7L6 59V65H2L1 63H0V68H2V69H4L3 70V72H5V70H6V67L5 66H7L8 64L7 63H9L10 64V62H12V65L10 66V68L9 67H7L8 69V71H7V73H9V74H7V76H8V78H7V80H6V84L5 83H3V84H5V88H6V86H7V88H8V90L6 91L8 94H10V95H8L9 96V98L8 97H6V98H4V96L5 95H3V91H0V93H1V95H2V97H1V95H0V111L2 112V114L0 115V136L2 137L1 139V141H3V143L5 142V140L4 139H7V138H9V136L8 135H10L11 137L13 136L12 135V133L11 132H13V133H17V135H18V133H21V132H23V131H26V128H25V125L24 124H21L22 122H21V120H20V122L21 123H19L18 124V117L16 116V114L18 115V113H16L15 114V112H17V106H18V103H22L23 104V102H21V101H24V100H22L23 98H21V100H19L20 99V97H26V96H30L31 94H33L34 93V96H35V98L33 97V99H34V101L36 102V103H33L32 105H31V101L29 102L30 103V105H31V108L28 106L27 108L29 109V110H31V113L32 114H29L30 116L31 115H33L34 114V116H33V119H32V121L34 122V126H31V127H29V128H33L34 130H30V131H34V133H32L31 132V134H30V139L31 138H37V140L36 141H41V147L43 148V150H44V152L43 153H46L47 152V154L48 153H51L52 152V150L53 149H55L56 147L59 149V147H60V151L62 152V148H64L63 149V151L64 150H66V152H69L70 151V153L69 154H67V155H70L71 154V151H72V149H74L75 148V150H76V146H75V142H73L74 141V139L76 138V139H78V134H79V132H81V134H83V135H81L82 136V138H83V140L82 139H80L81 141H87V142H84L83 143V145L80 147V146H78L79 147V149H83V147H84V150L86 149V147L85 146H87V148L89 149V151H95L96 150V143L97 142H102V140L100 139H98L97 140V142H96V136H98L99 137V135L100 136H102L103 137V135L102 134H104V132H105V130L107 129L106 127V129L103 127V126H101V124L100 125H98V123L96 124V123H94V122H96V117L98 116H96L95 115V113H96V110H92V111H90V113L88 114V111H87V114L84 116V114H82L80 111L81 110H78L77 112H80L81 114H80V116L77 118V120L76 121H74V122H70L69 123V130H68V127H67V129H65L64 127H66V125L65 124H59V126H64L63 127V129L66 131L67 130V132H64L63 131V133H62V129L60 128V130L58 129V127H57V129H55L54 131L51 129V127L49 128V127H47L48 128V131H50V130H52L53 131V133L52 132H50V133H45L47 130H45L46 128L44 127L43 128V126L45 125L46 126V121H47V118L49 117L48 115L49 114H51V113H49L48 111H51V110H48L49 108H47L48 107V104H47V107H46V99L47 98H50L52 95V98H50V102H52V103H50L49 101H48V103H49V105L50 104H52L53 105V102H59V101H62L63 99L65 100V96H63V92H68V90L69 89H71L72 87V90H76L77 88L78 89H80L79 87H82L83 85H85V84H87V78L85 77H80V78H78V76H76L77 77V79H72L71 78V80L69 79L68 80V78H65L64 79V77L61 79H54V81L53 80H49L50 78H48L47 76H42V74H41V76H42V85L41 84H39V82H38V84L39 85H41V86H39V88H40V90H41V92L42 93H40L39 91H36V93L35 92H33L34 90H36V89H32L33 88V86L36 84L35 83V81L33 80V76L32 75H30L31 74V72H30V70L34 67H31L30 66V64H31V62H30V64H28V60H27V56L26 57H24L25 59H21V60H19L18 62H16V58H14L15 56H17L16 55V53H17V49L19 48V51H21L20 49H21V45H23V41H25L24 43H25V46L26 45H28V48H30L31 49V51L33 52V53H35L36 52V54H34V58H36V56H37V59L36 60H38V55L39 56H41L42 58H40L39 57V62H36V64L38 65V64H40V68H42V70H43V67H41V64L46 68V66H49L48 67V69H50V65H52L53 66V61L55 60V59H53V56L50 54V53H54V54H69L70 55V51H69V49L70 48H72L71 46H76V45H78V44H81L82 43V45L87 41V40H89V39H92L93 37H94V35L96 34L97 35V33L99 32V31H97V29L99 28V30H100V28H103V27H101L102 26V22H101V19H99V17H96V18H98L99 19V21H97V20H95L96 18H94L95 16H100V14L103 12V11H105V12H107L106 10H108V11H111V12H114V11H116L119 7H117V5H118V3L121 1V0H119V2L117 3V1L116 0H108V1H105L104 3H105V5H103L102 4V7H99L98 5L100 4V6H101V3L103 2V0H102V2L100 3L99 2V0H39L40 2H38V3H36L35 2V0L34 1H32V0H29L28 1V4L25 2V0H19V2H17L18 0H15L18 4H20V2L22 3V4H20L19 5V7L18 6H16V7H18V8H15V7H13L12 6V4H8V5H10V7L8 8L7 6H6V4L4 5V3L2 2ZM5 1V0H4ZM14 1V0H13ZM27 1V0H26ZM89 1H91V2H89ZM93 1V2H92ZM95 1H98L97 3L98 4H96L95 5ZM101 1V0H100ZM139 1V0H138ZM146 1V0H145ZM148 1V0H147ZM154 1V0H153ZM157 1V0H156ZM167 1V0H166ZM182 1V0H181ZM199 1V0H198ZM197 1V2H198ZM203 1V0H202ZM216 1H219L220 2V0H216ZM222 2V4L224 3V2H226L225 0L223 1V0H221ZM235 1V0H234ZM234 1L232 2V3H234ZM237 1H241L240 3H238ZM1 2H2V4H1ZM8 2V1H7ZM16 2H14V6L17 4ZM88 2V3H87ZM170 2V1H169ZM204 2V1H203ZM237 2V3H236ZM247 2V7H248V9H243V11H242V14H241V12H240V7L241 8H243V7H245V4H244V6L242 5L243 3H246ZM9 3H13V2H9ZM16 3V4H15ZM36 3V4H35ZM69 3H70V8H71V10H70V8L68 9V5H69ZM115 3H117L116 5H115ZM154 3H155V1H154ZM157 3V2H156ZM201 2H199V4H200ZM204 3H206V1L204 2ZM203 3V4H204ZM213 3V2H212ZM218 3V2H217ZM217 3H215L217 6H218V4ZM232 3H227V5H231ZM249 3V4H248ZM121 4V3H120ZM129 4V3H128ZM169 4V3H168ZM209 4H211V3H209ZM235 4H237V6L235 7ZM235 4L233 5H229L230 6V8H228L227 10H234V12H237L238 14L240 13L241 15H243L244 13H246V14H248V13H252L251 15H253V17H255L256 18V20L258 19V21H260V20H262V19H264V0H259L258 2H254V0H253V2H252V0H250L249 2H248V0H236L235 1ZM139 5H140V3H139ZM176 5V4H175ZM201 6H202V3L200 4ZM200 5H198V8H199V6ZM226 5V4H225ZM238 5H240L239 6V8H238ZM248 5H250V7L248 6ZM6 6V7H5ZM119 6V5H118ZM122 6H123V4H122ZM152 5H149V8L151 7ZM171 6H173V5H171ZM178 6V5H177ZM205 6V5H204ZM216 6V7H217ZM221 6V5H220ZM232 6H234L235 8H238V9H236L235 10V8L234 9H231V7ZM55 7V9H53ZM67 7V8H66ZM116 7H117V9H116ZM125 7V6H124ZM159 6H157L156 8H158ZM197 7V6H196ZM207 7V6H206ZM208 7H209V5H208ZM211 7V6H210ZM222 7V6H221ZM246 7V8H247ZM7 8H8V10H7ZM12 8V9H11ZM56 8H57V10H56ZM121 9H122V7H120ZM136 10L134 9V11H128V13H127V15H132V16H135L134 15V13H137L136 15H138L139 14V12H136V11H141V10H144V6H139V7H137L136 6ZM178 8V7H177ZM214 8V7H213ZM211 9V10H213L212 11V13H211V11H209L210 13H211V15L212 16H214L215 17V14H216V12H218L217 14H218V18L221 16V14L222 13H226L225 12V8H223L222 10H224L223 12H222V10H221V14L219 13V11H216V12H214V9ZM233 8V7H232ZM38 9H42V11H44L45 13H46V15H45V13L43 12V14L45 15H43V18L44 17H49V18H45L46 20L47 19H50L49 21H46V20H42L43 22H44V25L42 24L43 22H41V24L43 25H39V23H40V19H39V10ZM67 9L69 10V16H70V14L71 13H74L75 14V16H77V13L78 12H80V11H83L81 14H80V16H82L81 18H79V19H77V17H75L74 18V20H75V23L76 22H80V23H82V25L84 26L85 24L86 25H88L89 26V28L90 29H88V30H86L85 28L84 29H82L81 31H75V32H77V33H75V34H73L72 32V34L74 35L73 36V38H71L72 37V34H70L71 35V37H69V35H68V32H67V35H68V37L71 39H69L68 37H67V35H65L66 33H64V35L67 37V38H65V36H63V32L61 31V29L62 28H65V27H60L58 24H60L61 22H63V24L61 23L60 25H65L66 26V24L67 23H69V22H71V23H69V24H72L73 22H72V20L73 19H71V17H69L70 18V20H69V18H68V20H67V18H65L66 20H67V22H66V20L64 19V21H62V18H61V20H60V16H59V19H57V20H60V23H58L57 25H54V26H57V27H60L59 29L58 28H56V27H54L53 25H51L50 24V22H52V18L54 17L53 15H51V14H54L53 12H57L59 15H61V14H64V13H66V11H67ZM159 9H161L162 10V8H159ZM200 9H201V7H200ZM204 8H202V10H203ZM218 9V8H217ZM219 9H221V8H219ZM53 11L52 13H50V11ZM146 10V9H145ZM149 10V9H148ZM152 10V9H151ZM205 10V9H204ZM239 10V11H238ZM250 12H249V11ZM125 11V10H124ZM165 11V10H164ZM186 11V10H185ZM231 11H227V13H226V15L230 12V13H233V14H230L229 13V18L232 16L233 17V21L236 23V21H237V23L239 24V23H241L243 20L244 21H246V23H247V20H248V22L250 23V21H251V15H249V17L250 18H248L247 19V16L248 15H246V14H244L243 16H245L246 15V17H245V19H244V17H243V20L241 21V19H239L240 17L238 16V17H236V13H234L233 11L231 12ZM246 11H248V12H246ZM77 12V13H76ZM105 12H103V14H105ZM142 12V11H141ZM158 12V11H157ZM180 12V11H179ZM189 13H190V15H191V12L190 11H188ZM207 12H208V9H207ZM208 12V13H209ZM122 13V12H121ZM130 13V14H129ZM144 13L145 14H147L145 11H144ZM143 13V14H144ZM154 13V12H153ZM161 13V12H160ZM178 13V12H177ZM185 13V12H184ZM187 13V12H186ZM210 13H209V15H210ZM215 13V14H214ZM73 14V15H74ZM82 14H84V15H82ZM96 14V15H95ZM111 14V13H110ZM115 14V13H114ZM118 14V13H117ZM123 14V13H122ZM181 14V13H180ZM195 14V13H194ZM193 14V15H194ZM216 14V15H217ZM219 14H220V16H219ZM67 15H68V13H67ZM72 15V14H71ZM118 15H120V14H118ZM127 15H125V17L123 18V22H127L128 20H125L124 21V19H126V17H127V19H128V17L129 16H127ZM157 15V14H156ZM179 15V14H178ZM187 15V14H186ZM224 15V16H223ZM221 17L224 19V17L226 16L225 14H223ZM53 16V17H52ZM66 16V15H65ZM65 16H63V17H65ZM112 16V15H111ZM117 16V15H116ZM163 16V15H162ZM172 16H173V14H172ZM188 16V15H187ZM192 16V15H191ZM195 16H196V14H195ZM198 16L200 17V15L198 14ZM202 16V15H201ZM41 17V16H40ZM72 17H74V16H72ZM78 17H79V13H78ZM101 17H104V15L102 16V14H101ZM109 17V16H108ZM118 17V16H117ZM145 17V16H144ZM161 17V16H160ZM194 17V16H193ZM202 17H205V16H202ZM227 17V16H226ZM232 17L230 18V19H232ZM94 18V19H93ZM151 18V17H150ZM188 18V17H187ZM196 18V17H195ZM211 18V17H210ZM217 18V17H216ZM228 17L226 18V19H229ZM28 19L29 20H32L31 21V25L30 26H28L27 25V22L28 23H30V21H28ZM76 19L77 20H79V21H76ZM115 19H116V17H115ZM131 21H132V19L131 18H129ZM145 19V18H144ZM147 19V18H146ZM186 19V18H185ZM184 19V20H185ZM193 19V18H192ZM203 19V18H202ZM208 19V18H207ZM207 19H206V22H207ZM222 19V20H223ZM235 19V20H234ZM238 19V20H237ZM26 20H27V22H26ZM93 20H95V21H97V23H96V25H92V23H93ZM104 20V19H103ZM109 20V19H108ZM112 20V19H111ZM134 21H135V19H133ZM175 20V19H174ZM178 20H179V22H178ZM204 20V19H203ZM202 20V21H203ZM213 20V19H212ZM215 20V19H214ZM69 21V22H68ZM114 21H116V20H114ZM120 21V20H119ZM176 21L178 22H176L175 24H173V25H175V27H172L171 25H168V26H171V28H173V30H174V32H179V31H181V33L182 32H184V31H182L183 29H186L187 28V26H184V25H180V19H179V17H178V19H176ZM226 21V20H225ZM229 21V20H228ZM241 21V22H240ZM46 22H48V23H46ZM58 22V21H57ZM106 22V21H105ZM110 22V21H109ZM118 22V21H117ZM122 22V21H121ZM129 22V21H128ZM127 22V23H128ZM148 22V21H147ZM150 22V21H149ZM162 22V21H161ZM217 22V21H216ZM219 22V21H218ZM221 22V21H220ZM26 25H25V24ZM64 23H66V24H64ZM79 23V24H80ZM143 23V22H142ZM146 23V22H145ZM171 23V22H170ZM203 23V22H202ZM236 23V24H237ZM243 24H245L244 22H242ZM249 23L248 24H245L246 26L247 25H249ZM261 23H262V21H261ZM25 26H24V25ZM52 24H56V23H52ZM105 24V23H104ZM121 24V23H120ZM126 24V23H125ZM133 24V23H132ZM150 24V23H149ZM152 24V23H151ZM210 24V23H209ZM218 24V23H217ZM223 24V23H222ZM227 24V23H226ZM260 24V23H259ZM22 25V26H21ZM77 25V24H76ZM123 25V24H122ZM127 25V24H126ZM220 25H221V23H220ZM219 25V26H220ZM16 26H18L19 28H18V30L22 27V28H26L27 27V29H25L26 31H28V28L29 27H32V28H38L37 26H41L42 27V29H40V30H43V31H40L39 29H37V30H39L40 32H41V34H42V36L41 37H37V33L35 34V32H32L33 33V35L32 36H34V38L35 37H37V38H35V39H37V40H35L34 38V40H32L31 38H32V36H31V32H26L24 29H20L19 30V32H18V30H17V28H16ZM24 26V27H23ZM69 26H72L73 27V25H68L67 24V27H69ZM78 26V25H77ZM96 26V27H95ZM107 26V25H106ZM111 26V25H110ZM134 26H136V25H134ZM152 26H155L154 24H152L151 25V27ZM159 25H157V27H158ZM166 26V25H165ZM226 25H224V27H225ZM232 25H230V26H227L226 28H232L231 27ZM244 26V25H243ZM242 25H241V27H243ZM246 26H245V28H246ZM250 26V25H249ZM257 26H258V23H257ZM262 26V25H261ZM66 27V31H69V30H67L68 28ZM86 27V26H85ZM121 27V26H120ZM123 27V26H122ZM122 27L120 28V29H122ZM131 27V26H130ZM216 27V26H215ZM220 27H222V26H220ZM224 27H222V28H224ZM235 27V26H234ZM34 28V29H35ZM71 28V27H70ZM79 28V27H78ZM82 28V27H81ZM88 28V27H87ZM119 28V27H118ZM128 28V27H127ZM139 28V27H138ZM170 28V29H171ZM211 28V27H210ZM219 28V27H218ZM236 28H238V27H236ZM244 28V27H243ZM256 28V27H255ZM260 28V27H259ZM29 29H31V28H29ZM34 29H32V30H34ZM54 29H56V30H54ZM72 29V28H71ZM73 29H74V27H73ZM96 29V30H95ZM104 30H105V27L103 28ZM130 29V28H129ZM133 29V28H132ZM155 29V28H154ZM233 29V28H232ZM22 30H24L23 31V33H22ZM32 30H30V31H32ZM55 31V32H57V31H59V32H57V33H59V37H57L58 35L57 34H55V35H57L56 36V38H55V36H53V33H55V32H53V31ZM64 32H66L64 29H62ZM86 30V31H85ZM94 30L96 31V33H94ZM106 30H108V29H106ZM115 30V29H114ZM166 30V29H165ZM172 30V31H173ZM204 30H206V29H204ZM215 30V29H214ZM227 30H229V29H227ZM238 30V29H237ZM242 30V29H241ZM257 30H259V29H257ZM71 31V30H70ZM70 31H69V33H70ZM110 31V30H109ZM118 31V30H117ZM160 31H162V29L160 30ZM188 31V30H187ZM193 31V30H192ZM223 30H221V32H222ZM260 31V30H259ZM262 31V30H261ZM28 33L27 35H29L30 34V36H26V39H23V36L26 34V33ZM38 32V31H37ZM122 32H123V30H122ZM137 32V31H136ZM139 32V31H138ZM150 32V31H149ZM189 32H191L190 30H189ZM207 32H209V31H207ZM207 32H205V36H207ZM213 33H214V31H212ZM218 32V31H217ZM244 32V31H243ZM253 32V31H252ZM52 33V34H51ZM119 33V32H118ZM153 33V32H152ZM164 33V32H163ZM180 33V35H182ZM195 33V32H194ZM210 33V34H209ZM208 34H209V36H211V34H213V33H211V32H209ZM255 33V32H254ZM259 33V32H258ZM260 33H263V32H260ZM22 34V35H21ZM24 34V35H23ZM38 34H40V33H38ZM100 34V33H99ZM113 34H114V32H113ZM120 34V33H119ZM119 34L117 35V33L115 32V37H116V35L117 36H119ZM128 34V33H127ZM175 34V33H174ZM200 34V33H199ZM201 34H203L204 35V33L203 32H201ZM219 34H221V33H219ZM218 34V35H219ZM248 34V33H247ZM36 35V36H35ZM50 35H52V37L50 36ZM95 35V36H96ZM164 35V34H163ZM188 35V34H187ZM189 35H191V33L189 34ZM237 35V34H236ZM262 35H264V34H248L247 36H244L245 38L247 37L248 39V43L251 45V46H254V47H256L257 49L259 48L260 50L261 49H263V51H264V36H262ZM138 36L140 37V35L138 34ZM160 36V35H159ZM175 36V35H174ZM242 36V35H241ZM25 37V36H24ZM29 37H31V38H29ZM97 37V36H96ZM111 37V36H110ZM125 37V36H124ZM138 37V38H139ZM163 37H165V36H163ZM170 37H171V35H170ZM169 37V38H170ZM176 37V36H175ZM208 37V36H207ZM213 37H214V39L216 38H218V36H214L213 35ZM27 38H28V40H27ZM61 38H62V40H61ZM100 38V37H99ZM120 38V37H119ZM136 38V37H135ZM134 38V39H135ZM149 38V37H148ZM160 38V37H159ZM192 38V37H191ZM212 38V37H211ZM240 37L239 36H237V39H239ZM31 39V40H30ZM64 39V40H63ZM69 39V40H68ZM102 39H103V37H102ZM106 39V38H105ZM109 39V38H108ZM117 39V38H116ZM133 39V38H132ZM137 39V38H136ZM141 39V37L138 39V40H140ZM206 41V38H202V36L201 37H198L197 38V40L196 41H198V42H196V43H199L200 41L202 42H204V40ZM233 39V38H232ZM236 39V37H235V41L237 42L238 40ZM23 40V41H22ZM66 40H68V42L66 41ZM119 40V39H118ZM123 40V39H122ZM143 40V39H142ZM153 40V39H152ZM192 40V39H191ZM114 41V40H113ZM146 41V40H145ZM155 41V40H154ZM160 41V40H159ZM169 41H171V40H169ZM214 41V40H213ZM241 40L239 39V42H240ZM111 42V41H110ZM132 42H133V40H132ZM172 42H174V41H172ZM171 42V43H172ZM184 42V41H183ZM216 42V41H215ZM238 42V43H239ZM242 43V45L241 46H243L245 43H247L246 41H241ZM245 42V43H244ZM22 43V44H21ZM69 43V44H68ZM112 43V42H111ZM145 43V42H144ZM179 42H177V44H178ZM195 43V44H196ZM222 43V42H221ZM87 44V43H86ZM129 44V43H128ZM132 44V43H131ZM133 44H134V42H133ZM154 44V43H153ZM158 44H160V43H158ZM158 44H157V46H158ZM163 44V43H162ZM202 44V43H201ZM204 44H206V43H204ZM204 44H203V46H204ZM208 44V43H207ZM214 44V43H213ZM105 45V44H104ZM174 45V44H173ZM246 45V44H245ZM2 46V45H1ZM21 46V47H20ZM81 46V45H80ZM111 46V45H110ZM120 46H124L123 45V43L120 45ZM133 46V45H132ZM137 47H138V45H136ZM169 46V45H168ZM199 46V45H198ZM203 46H201V47H203ZM212 46V45H211ZM234 46V45H233ZM248 46V45H247ZM3 47V46H2ZM27 47V46H26ZM98 47V46H97ZM107 47V46H106ZM140 47H142V46H140ZM159 47H161V46H159ZM163 47V46H162ZM177 47V46H176ZM196 47V46H195ZM207 47V46H206ZM244 47V46H243ZM4 48V47H3ZM69 48V49H68ZM99 48V47H98ZM115 48V47H114ZM123 48H125L124 49V51L122 50L121 52H119V53H117L116 52V50H115V52H116V54H112V55H115V56H113V57H115V59L113 58V60H111L110 62L111 63H108L109 61L108 60H106V61H108L107 63L108 64H110V67H109V65L106 63V61H105V66L107 65L108 67L106 68L105 66H104V64H102V65H100V63L98 64L97 62H96V65H97V67L98 68H95V70L97 69V73L99 72L100 73V75L101 74H106L105 72H107V71H109L110 72V76H112V85H113V87H115L116 89H120L119 91L121 92V90L123 91L124 89H122V84H121V82H120V80L121 79H119V70H118V66L119 65H122V64H124V62H126V61H128L129 60V58L131 57V54L129 53L130 51L128 50V48H130V47H126V46H124ZM136 48V47H135ZM146 48V47H145ZM155 48V47H154ZM168 48V47H167ZM193 48V47H192ZM240 48V47H239ZM238 48V49H239ZM245 48V47H244ZM248 48V47H247ZM252 48V47H251ZM2 49V48H1ZM92 49V48H91ZM107 49L108 48H105V50L107 51ZM112 49V48H111ZM204 49V48H203ZM227 49V48H226ZM4 50V49H3ZM22 50H25V48H24V46H23V48H22ZM85 50V49H84ZM93 50H95V49H93ZM102 50V49H101ZM104 50V49H103ZM104 50V51H105ZM109 50V49H108ZM113 50V49H112ZM133 50V49H132ZM131 50V51H132ZM143 50V49H142ZM142 50L141 51H139L140 53H142V55L140 54H138V52H137V54L138 55H133L130 59L132 60V58L133 57H135L134 59L137 61H134V62H136L137 63V66L139 67V66H142V62L141 61H143L144 59H143V56H145L146 57V55L148 54V51H146L147 52V54H145L144 52H145V49L143 50V52H142ZM150 50H151V48H150ZM159 50V49H158ZM164 50V49H163ZM211 50V49H210ZM240 51H242L241 49H239ZM238 50V51H239ZM248 50H250V49H248ZM253 50V49H252ZM251 50V51H252ZM72 51V50H71ZM81 51V50H80ZM90 51V50H89ZM157 51V50H156ZM162 51V50H161ZM165 51V50H164ZM170 51V50H169ZM178 51H180V50H178ZM186 51V50H185ZM201 51V50H200ZM203 51V50H202ZM237 51V52H238ZM256 51V50H255ZM263 51H261V52H263ZM22 53H23V51H21ZM28 52V51H27ZM26 52V53H27ZM82 52V51H81ZM80 52V53H81ZM87 52H88V50H87ZM160 52V51H159ZM167 52V51H166ZM243 52V51H242ZM245 52V51H244ZM33 53H32V55H33ZM71 53H73V52H71ZM76 53V52H75ZM86 53V52H85ZM90 53H92V52H90ZM144 53V54H143ZM155 53V52H154ZM217 53V52H216ZM239 53V52H238ZM241 53V52H240ZM256 53H259V51L258 52H256ZM19 54V53H18ZM31 53L29 52V55H30ZM84 54V53H83ZM96 54V53H95ZM133 54V53H132ZM165 54V53H164ZM175 54V53H174ZM204 54V53H203ZM252 54H253V52H252ZM254 54H255V52H254ZM2 55V54H1ZM5 55V54H4ZM36 55V56H35ZM50 55V56H49ZM64 55H62V56H64ZM76 55H79V54H77L76 53ZM100 55V54H99ZM102 55V54H101ZM107 55H108V53H107ZM112 55L110 54L109 56H111L110 58H112ZM161 55V54H160ZM191 55V54H190ZM209 55V54H208ZM207 55V56H208ZM257 55V54H256ZM255 55V56H256ZM260 55V54H259ZM258 55V56H259ZM3 56V55H2ZM1 56V57H2ZM60 56V55H59ZM154 56H155V54H154ZM167 56V55H166ZM239 56V55H238ZM253 56V55H252ZM32 57V58H33ZM49 57L50 58H52V60L51 59H49ZM55 57V56H54ZM71 57H72V55H71ZM70 57V58H71ZM85 57H88V56H85ZM100 57V56H99ZM101 57H103L104 58V56H101ZM105 57H106V54H105ZM129 57V58H128ZM141 57H142V59L143 60H140L141 59ZM144 57V58H145ZM149 57V56H148ZM157 57V56H156ZM162 57V56H161ZM3 58V57H2ZM29 58H30V56H29ZM57 58V57H56ZM69 58V57H68ZM69 58V59H70ZM76 58V57H75ZM80 58V57H79ZM83 58V57H82ZM171 58V57H170ZM58 59V58H57ZM56 59V60H57ZM63 59V58H62ZM90 59V58H89ZM101 59V58H100ZM106 59H107V57H106ZM165 59V58H164ZM214 59V58H213ZM212 59V60H213ZM263 59V58H262ZM33 60V59H32ZM55 60V61H56ZM68 60V59H67ZM72 60V59H71ZM130 60V61H131ZM154 60V59H153ZM171 60V59H170ZM196 60H198V59H196ZM195 60V61H196ZM211 59H210V57H204V60H203V63H204V61H206V63H207V67H208V63H211V61H210ZM228 60V59H227ZM260 60V59H259ZM264 60V59H263ZM10 61V62H9ZM35 61V60H34ZM54 61V62H55ZM75 61H76V59H75ZM94 61H96V60H94ZM98 61V60H97ZM102 61V60H101ZM145 61V60H144ZM148 61V60H147ZM161 61V60H160ZM2 62H3V60H2ZM18 64H16V63ZM99 62V61H98ZM103 62V61H102ZM165 62V61H164ZM194 62V61H193ZM231 62V61H230ZM229 62V63H230ZM64 63H65V61H64ZM78 63V62H77ZM76 63V64H77ZM88 63V62H87ZM87 63H84V65L85 64H87ZM201 63V67H202V61L200 62ZM206 63H205V65H206ZM25 64H27V67H25L24 65ZM50 64V65H49ZM55 64H56V66L58 65L56 62H55ZM166 64V63H165ZM177 64V63H176ZM233 64V63H232ZM234 64H235V62H234ZM23 65V66H22ZM29 65V66H28ZM32 65V64H31ZM33 65H35L34 63H33ZM69 65V64H68ZM91 65V64H90ZM96 65H95V67H96ZM99 65V66H98ZM221 65V64H220ZM3 66V67H2ZM102 66V67H101ZM147 66H150L149 64L147 65ZM215 66V65H214ZM230 66H231V64H230ZM37 67V66H36ZM54 67V66H53ZM60 68H62V66H59ZM65 67V66H64ZM73 67V66H72ZM77 67H78V65H77ZM100 67V68H99ZM106 68L107 69V71H105L106 69H104V68ZM136 67V66H135ZM207 67L206 66H204V68H206L205 70H207ZM210 67V66H209ZM27 68H29V71H28V69ZM31 68V69H30ZM45 68H44V72H45ZM52 68V67H51ZM71 68V67H70ZM74 68V67H73ZM90 68V67H89ZM110 68V69H109ZM155 68V67H154ZM199 68V67H198ZM222 68V67H221ZM230 68V67H229ZM54 69V68H53ZM82 69V68H81ZM84 69H86V68H84ZM139 69V68H138ZM141 69V68H140ZM201 69V68H200ZM213 69V68H212ZM232 69V68H231ZM233 69H235L236 70V67H235V65H234V67H233ZM1 70V69H0ZM94 70V71H95ZM196 70V69H195ZM194 70V71H195ZM199 70V69H198ZM203 70V69H202ZM244 70V69H243ZM2 71V70H1ZM25 71H26V73H25ZM28 71V72H27ZM34 71V70H33ZM37 71V70H36ZM47 71V70H46ZM50 71V70H49ZM61 71V70H60ZM71 71V70H70ZM124 71V70H123ZM122 71V72H123ZM142 71V70H141ZM187 71V70H186ZM191 71V70H190ZM204 71V70H203ZM232 71V70H231ZM250 71V70H249ZM21 72V73H20ZM52 72V71H51ZM55 72V71H54ZM82 72V71H81ZM83 72H84V70H83ZM86 72V71H85ZM89 72V71H88ZM92 72H93V70H92ZM117 72H118V74H117ZM121 72V71H120ZM127 72H128V70H127ZM139 72V71H138ZM189 72V69H188V71L185 73V75L187 74ZM200 72V71H199ZM212 72V71H211ZM247 72V71H246ZM6 73V72H5ZM26 75L27 73H28V75H26L25 77H24V75ZM40 73V72H39ZM63 73H64V71H63ZM79 73V72H78ZM94 73V72H93ZM108 73V72H107ZM133 73V72H132ZM140 73V72H139ZM142 73V72H141ZM140 73V74H141ZM162 73V72H161ZM192 73V72H191ZM197 73V72H196ZM235 73V72H234ZM0 74H2V73H0ZM51 74V73H50ZM65 74H67V73H65ZM85 74V73H84ZM89 73H87V75H88ZM138 74V73H137ZM156 74V73H155ZM168 74V73H167ZM231 74V73H230ZM249 74V73H248ZM33 75H34V73H33ZM52 75H54V74H52ZM60 75V74H59ZM86 75V76H87ZM93 75V74H92ZM99 75V74H98ZM100 75L98 76V78L100 77ZM136 75V74H135ZM135 75H132V76H134V78H135ZM145 75H146V73H145ZM157 75V74H156ZM184 75V74H183ZM184 75V76H185ZM7 76H5V77H7ZM40 76V77H41ZM71 76V75H70ZM74 76V75H73ZM80 76V75H79ZM89 76H90V74H89ZM95 76V75H94ZM97 76V75H96ZM103 76H105L106 77V80H107V76L106 75H103ZM124 76V75H123ZM122 76V77H123ZM160 76V75H159ZM168 76V75H167ZM175 76V75H174ZM183 76V77H184ZM204 76V75H203ZM249 76V75H248ZM3 77V76H2ZM5 77H3V78H5ZM57 77V76H56ZM67 77V76H66ZM88 77V76H87ZM102 77V76H101ZM126 77V76H125ZM131 77V76H130ZM136 77H139V75H136ZM149 77H150V75H149ZM179 77V76H178ZM181 77V76H180ZM186 77V76H185ZM194 77V76H193ZM206 77H207V75H206ZM91 78V77H90ZM96 78V77H95ZM109 78V77H108ZM124 78V77H123ZM134 78H133V80H134ZM255 78V77H254ZM1 79V78H0ZM6 79V78H5ZM5 79H4V81H5ZM38 79V78H37ZM41 79V78H40ZM67 79V80H66ZM92 79H94V78H92ZM105 78H103V80H104ZM136 79V78H135ZM138 79V78H137ZM147 79V78H146ZM151 79H152V77H151ZM154 79H155V77H154ZM207 79V78H206ZM33 80V81H32ZM56 80V81H55ZM58 80V81H57ZM95 80V79H94ZM143 80V79H142ZM169 80V79H168ZM193 80V79H192ZM1 81V80H0ZM99 81H101V80H99ZM140 81H141V79H140ZM152 81V80H151ZM151 81H150V83H151ZM161 81V80H160ZM166 81V80H165ZM3 82V81H2ZM34 82V83H33ZM92 82V81H91ZM90 82V83H91ZM96 82H97V80H96ZM106 82V81H105ZM128 82H130V80L128 81ZM133 82V81H132ZM144 82V81H143ZM143 82H140V83H143ZM146 82H147V80H146ZM154 82V81H153ZM170 82V81H169ZM168 82V83H169ZM139 83V82H138ZM148 83V82H147ZM157 83V82H156ZM155 83V84H156ZM177 83V82H176ZM181 83V82H180ZM3 84H1L0 83V87L1 86H4ZM34 84V85H33ZM94 84V83H93ZM121 84V85H120ZM145 85H147L146 83H144ZM178 84V83H177ZM33 85V86H32ZM101 85V84H100ZM108 84H105V86H107ZM144 85V86H145ZM151 85V84H150ZM225 85V84H224ZM37 85H35V87H38ZM94 86V85H93ZM92 86V87H93ZM135 87L136 86V82H135V85H134V83H131V84H128L127 85V87H125V88H127L126 90H128V89H130V87ZM183 86V85H182ZM205 86V85H204ZM34 87V88H35ZM112 87V86H111ZM137 87V86H136ZM203 87V86H202ZM4 88V89H5ZM88 88V87H87ZM95 88V87H94ZM147 88H148V86H147ZM164 88H166L165 87V85H164ZM183 88V87H182ZM181 88V89H182ZM3 89V87L2 88H0V90H4ZM63 89H66V90H64L63 92H60V91H62ZM68 89V90H67ZM84 89V88H83ZM91 89V88H90ZM97 89V88H96ZM105 89V88H104ZM242 89V88H241ZM71 90V92H74V91H72ZM82 90V89H81ZM88 90L89 89H87V92H88ZM102 91H103V89H101ZM110 90H111V88H110ZM131 90H132V88H131ZM130 90V91H131ZM135 90V89H134ZM133 90V91H134ZM139 90V89H138ZM137 89H136V91H138ZM145 90V89H144ZM153 90V89H152ZM164 90V89H163ZM167 90V89H166ZM165 90V91H166ZM5 91V90H4ZM79 91V90H78ZM153 91H155V90H153ZM165 91H163V92H165ZM37 92H39L38 94H37ZM70 92V93H71ZM75 92H77V90L75 91ZM82 92H83V90H82ZM86 92V91H85ZM91 92V91H90ZM110 92V91H109ZM112 92V91H111ZM120 92H118V93H120ZM129 92V91H128ZM132 92V91H131ZM130 92V93H131ZM147 92V91H146ZM159 93L161 92V90L160 91H158ZM191 92V91H190ZM54 93H61V95L62 96H60V94H59V96H55V94ZM69 93V92H68ZM79 93V92H78ZM78 93H77V95H78ZM97 93V92H96ZM104 93V92H103ZM122 93V92H121ZM120 93V94H121ZM123 93H126V92H123ZM122 93V94H123ZM133 93V92H132ZM137 93V92H136ZM140 93V92H139ZM162 93V92H161ZM167 93V92H166ZM261 93V92H260ZM4 94H6V93H4ZM51 94V95H50ZM74 94V93H73ZM76 94V93H75ZM80 94V93H79ZM83 94H85L84 92H83ZM82 94V95H83ZM88 94V93H87ZM108 94V93H107ZM113 94V93H112ZM117 94V93H116ZM236 94V93H235ZM12 95V97H10ZM50 95V97H47V96H49ZM95 95V94H94ZM110 95V94H109ZM137 95H138V93H137ZM158 95V94H157ZM161 95V94H160ZM173 95H174V93H173ZM195 95V94H194ZM31 96H33V95H31ZM67 96H69V95H67ZM79 96V95H78ZM89 96V95H88ZM105 96H106V94H105ZM162 96H163V93H162ZM218 96V95H217ZM47 97V98H46ZM73 97H77V96H73ZM83 97H85V96H83ZM114 97V96H113ZM123 97V96H122ZM127 97V96H126ZM125 97V98H126ZM130 97V96H129ZM147 97H149V95L147 96ZM159 97V96H158ZM157 97V98H158ZM171 97H172V95H171ZM224 97V96H223ZM17 98H19L18 100H17ZM68 97H66V99H67ZM71 98V96L68 98V100H72V99H70ZM80 98H82V97H80ZM164 98V97H163ZM173 98V97H172ZM171 98V99H172ZM179 98H181V97H179ZM186 98V97H185ZM231 98V97H230ZM27 99V98H26ZM29 99V98H28ZM31 99H32V97H31ZM87 99H88V97H87ZM98 99V98H97ZM140 99V98H139ZM30 100V99H29ZM42 100V103H44V101H45V103L44 104H41V105H39L38 106V108L37 109H39V108H41L42 107V105H45V108H44V106H43V108L45 109V110H41V109H43V108H41L40 110L41 111H35L34 112V110H35V107H37L36 106V104L38 103V101H41ZM49 100V99H48ZM67 100V101H68ZM82 100V99H81ZM91 100V99H90ZM101 100V99H100ZM103 100H104V98H103ZM108 100V99H107ZM107 100H105V102L106 103H108L107 102ZM110 100H111V98L109 99V102H110ZM113 100V99H112ZM120 100V99H119ZM118 100V101H119ZM127 100V99H126ZM136 100V99H135ZM138 100V99H137ZM149 100V99H148ZM151 100V99H150ZM149 100V102H151ZM155 100V99H154ZM159 99H157V101H158ZM185 100V99H184ZM19 101V102H18ZM66 101V102H67ZM74 101H76L75 99H74ZM85 101V100H84ZM123 101V100H122ZM133 101H134V98H133ZM144 101H145V99H144ZM143 101V102H144ZM180 101H182V100H180ZM233 101V100H232ZM16 102H17V104H16ZM63 102V101H62ZM66 102H63V104L64 103H66ZM77 102V101H76ZM83 102V101H82ZM86 102H88V101H86ZM85 102V103H86ZM99 102H102L103 103V101H99ZM98 102V103H99ZM114 102V101H113ZM130 102V101H129ZM159 102V101H158ZM29 103H28V105H29ZM75 103V102H74ZM90 103V102H89ZM95 103H97V102H95ZM95 103H94V105H95ZM105 103V104H106ZM146 103V102H145ZM161 103V102H160ZM164 103V102H163ZM185 103V102H184ZM239 103V102H238ZM246 103V102H245ZM21 104V105H22ZM38 104H40V102L38 103ZM37 104V105H38ZM61 104V103H60ZM77 104V103H76ZM80 104V103H79ZM82 104V103H81ZM91 104H92V102H91ZM109 104V103H108ZM113 104V103H112ZM126 104V103H125ZM140 104V103H139ZM142 104V103H141ZM144 104V103H143ZM151 104V103H150ZM165 104V103H164ZM168 104V103H167ZM21 105H20V107H21ZM51 105V106H52ZM55 105V104H54ZM58 106H59V104H57ZM93 105V104H92ZM97 106H100V105H98V104H96ZM148 105V104H147ZM154 105V104H153ZM152 105V106H153ZM163 105V104H162ZM171 105V104H170ZM23 106V105H22ZM75 106V105H74ZM82 106V105H81ZM102 106V105H101ZM108 106H111V104H109ZM107 105H106V107H108ZM113 106H115V104H113ZM125 106H127V104L125 105ZM128 106H129V104H128ZM130 106H131V103H130ZM133 106V105H132ZM134 106H136V105H134ZM133 106V107H134ZM142 106V105H141ZM141 106H140V108L139 109H142L141 108ZM144 106H145V104H144ZM152 106H150V107H152ZM200 106V105H199ZM61 107V106H60ZM63 107V106H62ZM66 107V106H65ZM64 107V108H65ZM88 107L90 108V106L88 105H86L85 106V108H84V106L81 108V109H85V110H88ZM138 107V106H137ZM136 107V108H137ZM143 107V106H142ZM158 107H160V106H158ZM171 107H172V105H171ZM177 107H178V105H177ZM206 107H207V105H206ZM19 108V107H18ZM23 108V107H22ZM26 108V107H25ZM25 108H23V109H25ZM59 108V107H58ZM93 108V107H92ZM91 108V109H92ZM103 108H105V107H103ZM109 108H111V107H109ZM113 108V107H112ZM116 108V107H115ZM114 108V109H115ZM129 108H131V107H129ZM145 108V107H144ZM162 108V107H161ZM160 108V109H161ZM163 108H165V107H163ZM169 107H167V108H165V109H168ZM191 108V107H190ZM237 108V107H236ZM16 109V110H15ZM47 109V110H46ZM56 109H57V107H56ZM63 108H61V110H62ZM68 109V108H67ZM74 109H75V107H74ZM74 109H72V110H74ZM90 109V110H91ZM107 109V108H106ZM127 109V108H126ZM138 109V108H137ZM138 109V110H139ZM148 109H149V107H148ZM152 109H156V108H151L150 110H152ZM210 109V108H209ZM19 110V109H18ZM61 110H57V111H60L61 112ZM71 110V109H70ZM84 110V111H85ZM110 110V109H109ZM108 110V112H110ZM113 110V109H112ZM157 110H159V109H157ZM156 110V111H157ZM43 111H45V113L46 114H44V115H46L47 117H45L44 115L42 116L41 115V113L43 114L44 112ZM54 111V110H53ZM65 111V110H64ZM75 111V110H74ZM83 111V110H82ZM103 111V110H102ZM104 111H105V109H104ZM114 111V110H113ZM127 111H130V109H128ZM169 111V110H168ZM183 111H185V110H183ZM19 112H22V109H20L19 110ZM30 112V111H29ZM28 112V113H29ZM39 112H41L40 114H38ZM47 112H48V115H47ZM56 112V111H55ZM63 112V111H62ZM62 112H61V114H62ZM65 112H68V111H65ZM64 112V113H65ZM72 113V111H69V113ZM107 111L104 113V112H102V113H104V114H106V113H108ZM136 112V111H135ZM139 112H141V110L139 111ZM166 112V111H165ZM232 112V111H231ZM238 112V111H237ZM25 111H24V115H25ZM38 114V115H36V114ZM57 113H59V112H57ZM57 113H56V115H57ZM84 113V112H83ZM111 113V112H110ZM116 113V112H115ZM115 113H113V114H115ZM124 113V112H123ZM122 113V114H123ZM129 113V112H128ZM143 113V112H142ZM147 113V112H146ZM154 113V112H153ZM157 113V112H156ZM161 113H162V111H161ZM170 113V112H169ZM257 113V112H256ZM14 114H15V117H16V122H15V118H13V116H14ZM20 114V113H19ZM22 114V113H21ZM66 114H68V113H66ZM97 114V113H96ZM100 114V113H99ZM112 114V115H113ZM117 114V113H116ZM113 115L115 118H118V115ZM119 114V113H118ZM138 114H140V113H138ZM144 114V113H143ZM158 114V115H157ZM156 115L157 116H159L160 114L159 113H157ZM162 114H164L165 115V113H162ZM167 115H170V114H168V113H166ZM174 114V113H173ZM172 114V115H173ZM26 115H27V113H26ZM79 115V114H78ZM121 114H119V116H120ZM131 115V114H130ZM134 115H135V113H134ZM141 115V114H140ZM147 115V114H146ZM166 115V116H167ZM191 115V114H190ZM53 116V115H52ZM52 116H50V117H52ZM64 116H65V114H64ZM75 116H77L76 114H75ZM75 116H69V117H75ZM94 116H96V117H94ZM106 116V115H105ZM143 116V115H142ZM153 116V115H152ZM162 116V115H161ZM160 116V118H162ZM171 116V115H170ZM175 115H173L172 117H174ZM177 116V115H176ZM251 116V115H250ZM21 117V116H20ZM22 117H23V114H22ZM27 118H30V117H28V115L26 116ZM50 117H49V119H48V121H50L51 119H50ZM60 117V116H59ZM92 117H94V121L93 122H91V121H89V119H91ZM112 117V116H111ZM110 117V118H111ZM135 117H136V115H135ZM139 117V116H138ZM154 117V116H153ZM204 117V116H203ZM220 117V116H219ZM252 117V116H251ZM250 117V118H251ZM12 118H13V120H12ZM32 118V117H31ZM61 118V117H60ZM98 118V117H97ZM114 118V119H115ZM122 117H119V120L118 119H115V120H118V121H120V122H118V126H113V127H117L116 129H114V130H116V132L117 133H120L121 134V136L122 137H124V139L123 138H121V140L123 139L124 140V142L122 141V144H123V146L126 148V147H128V148H130V151L128 152L127 150H129V149H127L126 151V153H131L132 154V152H134V154L135 153H137V155H144V156H146L148 159H150L151 160V158L153 157V155L152 156H150V154H151V147H152V145H155L156 144V141H155V143H153V141L151 140L150 142L147 140V141H145V131L143 132V130H141L140 129V127L138 126V123H137V121H135L134 123H132V125H130V126H126V122L125 121H127L128 122V120L127 119H125V121L124 120H122L121 119ZM129 118V117H128ZM134 118V117H133ZM133 118H132V120H133ZM155 118V117H154ZM153 118V119H154ZM159 118V119H160ZM167 118H170V117H167ZM179 118H181V117H178L177 119H179ZM215 118V117H214ZM65 119V118H64ZM75 119V118H74ZM98 119H100V118H98ZM113 119V120H114ZM121 119V120H120ZM159 119H154V120H159ZM165 119H166V117H165ZM171 119V118H170ZM176 119V118H175ZM25 120H26V118H25ZM27 120H29V119H27ZM70 120H72V118L70 119ZM102 120V119H101ZM109 120V119H108ZM131 120V119H130ZM129 120V121H130ZM131 120V121H132ZM169 119H167V121H168ZM188 120V119H187ZM195 120H197V119H195ZM251 120V119H250ZM22 121H24V120H22ZM30 121V123H31V120H29ZM29 121H27V122H29ZM54 121V120H53ZM73 121V120H72ZM98 121V120H97ZM105 121H107V120H105ZM150 120L148 119H145V118H141L140 119V123L144 126V127H146L148 130L151 128L150 126H151V121H153V120H151L150 122H149ZM157 121H156V123H157ZM166 121V120H165ZM179 121H180V119H179ZM191 121V120H190ZM247 121V120H246ZM56 122V121H55ZM58 123H60L59 122V120L57 121ZM56 122V123H57ZM62 122H64V120L62 121ZM68 122H69V120H68ZM155 122V121H154ZM159 122V121H158ZM170 122V121H169ZM187 122V121H186ZM193 122V121H192ZM50 123V122H49ZM72 123V124H71ZM104 123V122H103ZM102 123V124H103ZM106 123V122H105ZM107 123H109V122H107ZM162 123V122H161ZM181 123V122H180ZM179 123V124H180ZM205 123V122H204ZM26 125H28V123H25ZM33 124V123H32ZM31 124V125H32ZM114 124V123H113ZM128 124H130V123H128ZM172 124H174L173 122H172ZM171 124V125H172ZM176 124V123H175ZM30 125V124H29ZM48 126L50 125V124H47ZM67 125H68V123H67ZM153 125H156V126H158V125H160V123L158 124H154L153 123ZM165 125V124H164ZM167 125V124H166ZM165 125V126H166ZM51 126V125H50ZM54 126H56V125H54ZM57 126H58V124H57ZM168 126H169V124H168ZM167 126V127H168ZM175 126V125H174ZM205 126V125H204ZM53 127V126H52ZM110 127H112V125H110ZM119 127V128H118ZM152 127H154V128H156L155 126H152ZM160 127V126H159ZM166 127V128H167ZM184 127V126H183ZM215 127V126H214ZM28 128V129H29ZM170 127H168V129H169ZM172 128H174V127H172ZM45 131H44V130ZM50 129V130H49ZM111 129V128H110ZM146 129V130H147ZM152 129V128H151ZM158 128H156L155 130H157ZM162 129V128H161ZM175 129V128H174ZM178 129V128H177ZM187 129V128H186ZM188 129H190V128H188ZM196 129V128H195ZM22 130V131H21ZM163 130V129H162ZM166 130V129H165ZM198 130V129H197ZM205 130V129H204ZM203 130V131H204ZM29 131V132H30ZM108 131V130H107ZM106 131V133L108 134V136L106 135V133L104 134V137H103V139H106V136H107V138L109 137L110 138V136H109V132H107ZM112 131V130H111ZM110 131V134L112 133ZM120 131V132H119ZM152 131H154V130H152ZM151 131V132H152ZM158 131V133H159V130H157ZM156 131V132H157ZM173 131V130H172ZM187 131V130H186ZM258 131V130H257ZM9 132H10V134H9ZM28 132V131H27ZM114 132V131H113ZM155 132V131H154ZM154 132H152L151 133V135L154 133ZM163 132V131H162ZM174 132V131H173ZM179 132H180V130H179ZM190 132H192V131H190ZM202 132V131H201ZM221 132V131H220ZM7 133V135H4V134H6ZM52 133V134H51ZM164 133V132H163ZM162 133V134H163ZM175 133V132H174ZM205 133V132H204ZM263 133V132H262ZM26 134V133H25ZM25 134H23V135H25ZM149 133H147V135H148ZM168 134V133H167ZM173 134V133H172ZM193 134V133H192ZM199 134H201V135H203L202 133H199ZM264 134V133H263ZM16 135V136H17ZM21 135V134H20ZM54 135H55V137H54ZM161 135V134H160ZM262 135V134H261ZM6 137L7 136V138H4V137ZM113 136H114V134H113ZM117 136V135H116ZM120 135L118 136V137H121ZM149 136V135H148ZM153 136V135H152ZM157 136V135H156ZM155 136V137H156ZM164 136V135H163ZM162 136V139L164 138ZM182 136V135H181ZM180 136V137H181ZM191 136V135H190ZM260 136V135H259ZM10 137V138H11ZM14 137H15V135H14ZM14 137H12V139L14 138ZM18 137V136H17ZM16 137V138H17ZM23 137V136H22ZM101 137V138H102ZM151 137V136H150ZM177 137L178 136H176V137H174L176 140H177ZM180 137H178V139L179 140H181L180 139ZM185 137H187V136H185ZM199 137V136H198ZM204 137V136H203ZM222 137H224V136H222ZM15 138V140H14V143H12V145H11V149L10 150H8V152H17V157H19V159H21L20 158V156L19 155H22V151L24 152V150H25V152L27 153L28 152V149H31L30 148V145L31 144H29V146H28V148H27V151H26V149L25 148H23L22 147V145H21V141H18V142H20V144H18L16 141L19 139V137H18V139H16ZM24 138V137H23ZM152 138V137H151ZM157 138V137H156ZM160 138H161V136H160ZM174 138H172V139H174ZM189 138V137H188ZM197 138V137H196ZM209 138V137H208ZM11 139V140H12ZM67 139V140H66ZM148 139V138H147ZM153 139H154V137H153ZM162 139H158L157 138V140H158V142L157 143H159L160 141H162ZM164 139H166V137L164 138ZM168 139V138H167ZM187 139V138H186ZM191 139V138H190ZM189 139V140H190ZM214 139V138H213ZM222 139V138H221ZM7 140H9V139H7ZM11 140H9V141H11ZM23 140V139H22ZM32 140V139H31ZM68 141V142H65V141ZM71 140H73V141H71ZM79 140V141H80ZM109 140V139H108ZM118 141L120 140V139H117ZM155 140V139H154ZM183 140H184V136H183ZM202 140V139H201ZM209 140V139H208ZM211 140V139H210ZM0 141V145H2L3 143ZM35 141V140H34ZM76 141V140H75ZM104 141V140H103ZM109 141H111V138H110V140ZM109 141L107 142V139H106V142L107 143H109ZM117 141V142H118ZM186 141V140H185ZM198 141V140H197ZM204 141V140H203ZM212 141V140H211ZM257 141V140H256ZM8 142V141H7ZM11 142H13V141H11ZM16 142V143H15ZM73 142V143H72ZM78 142V141H77ZM76 142V143H77ZM100 142V143H101ZM106 142H104L103 144H105ZM112 142V141H111ZM110 142V143H111ZM116 142V141H115ZM168 142V141H167ZM166 142V144H168V146H169V144H171V142L170 143H167ZM191 142H192V140H191ZM2 143V144H1ZM9 143V142H8ZM8 143H7V145L4 143V145L5 146H8V149H9V145H8ZM32 143H33V141H32ZM82 143V142H81ZM113 143V142H112ZM119 143H121L120 141H119ZM174 143H176V142H174ZM177 143H179V142H177ZM190 143V142H189ZM201 143V142H200ZM240 143V142H239ZM251 143V142H250ZM11 144V143H10ZM36 144V143H35ZM78 145L80 144V143H77ZM84 144H85V146H84ZM102 144V145H103ZM116 144V143H115ZM160 145L162 144V142L161 143H159ZM159 144H158V147H159ZM173 144V143H172ZM184 144V143H183ZM182 144V145H183ZM199 144V143H198ZM197 144V145H198ZM207 144V143H206ZM249 144V143H248ZM258 144V143H257ZM32 145H34V143L32 144ZM31 145V146H32ZM58 145H60V146H58ZM245 145V144H244ZM36 146H38V144L37 145H35V147ZM40 146H39V148H40ZM62 146V147H61ZM99 146V145H98ZM116 146V145H115ZM118 146V145H117ZM155 146H157V145H155ZM175 146V145H174ZM174 146H172V147H174ZM178 146V145H177ZM190 146V145H189ZM196 146V145H195ZM24 147H27V145L26 146H24ZM101 147H103V146H101ZM107 147H109V145L108 146H106L105 148H107ZM113 147V146H112ZM120 148H121V146H119ZM157 147V148H158ZM162 147H164V145L162 146ZM161 147V148H162ZM165 147L166 148H168L166 145H165ZM169 147H171V146H169ZM183 147H185V146H183ZM182 147V148H183ZM0 148H1V146H0ZM7 148V147H6ZM34 148V146H32V149ZM41 148V149H42ZM110 148V147H109ZM108 148V149H109ZM118 148V147H117ZM155 148V147H154ZM156 148V149H157ZM160 148V147H159ZM180 148V147H179ZM1 149H5L4 147H3V145H2V148ZM58 149H57V151H58ZM87 149V150H88ZM111 149V148H110ZM119 149V148H118ZM123 149V148H122ZM131 149H132V152H131ZM152 149H153V147H152ZM169 149H171V148H169ZM175 149H177V148H174V150ZM181 149V148H180ZM184 149V148H183ZM186 149V148H185ZM6 150V149H5ZM40 150V149H39ZM56 150V149H55ZM113 150V149H112ZM114 150H115V148H114ZM166 150V149H165ZM168 150V149H167ZM166 150V151H167ZM178 150V149H177ZM187 150V149H186ZM195 150H197V149H195ZM208 150V149H207ZM31 151V150H30ZM60 151H58V152H60ZM77 151H78V148H77ZM98 151H99V149H98ZM110 151V150H109ZM109 151L107 152V154L109 153ZM153 151H155L154 149H153ZM156 151H158V150H156ZM159 151H160V149H159ZM179 151H182V150H179ZM185 151V150H184ZM188 151H189V149H188ZM192 151V150H191ZM194 151V150H193ZM198 151V150H197ZM1 153L3 152V151H0ZM7 152V154H9L10 155V160H11V156H15V154L13 155V153L12 154H10V153H8ZM36 152V151H35ZM41 152V151H40ZM57 152V155H59V153ZM82 152V151H81ZM85 151H83V153H84ZM105 152V151H104ZM117 152V151H116ZM116 152H114V153H116ZM122 152V151H121ZM125 152V151H124ZM18 153H20L19 155H18ZM26 153H23V155L24 154H26ZM54 153L55 152H53L52 154L54 155ZM87 153V152H86ZM90 153V152H89ZM88 153V154H89ZM98 153V152H97ZM102 153V152H101ZM100 153V154H101ZM106 153V152H105ZM111 153H113V152H111ZM125 153V154H126ZM161 153H163V152H161ZM168 153V152H167ZM173 153H174V151H173ZM177 153V152H176ZM179 154H180V152H178ZM183 152H181V154H182ZM190 153V152H189ZM3 154H4V152H3ZM2 154V155H3ZM7 154H4L5 156L7 155ZM47 154H45L46 156H47V158L46 157H43L42 155V157L43 158H45V159H48L49 158V155H47ZM62 154V153H61ZM60 154V155H61ZM65 154V153H64ZM72 154H74V156H75V158L78 156V154L77 153H73L72 152ZM96 154V153H95ZM119 154V153H118ZM169 154V153H168ZM180 154V155H181ZM184 154V153H183ZM186 155H187V153H185ZM199 154V153H198ZM201 154V153H200ZM3 155V156H4ZM9 155H7L6 157H7V159H8V156ZM22 155V156H23ZM66 154H65V157L63 158V160L66 158V157H68ZM85 155V154H84ZM83 155V156H84ZM92 155V154H91ZM98 155V154H97ZM133 155V154H132ZM157 155V154H156ZM159 155H161V154H159ZM162 155H164V154H162ZM170 155V154H169ZM172 155V154H171ZM240 155V154H239ZM40 156V157H41ZM87 156V155H86ZM89 156H90V154H89ZM99 156V155H98ZM107 156H109V155H107ZM111 156H113V155H111ZM110 156V157H111ZM116 156V155H115ZM125 156V155H124ZM123 156V157H124ZM134 156H136V154L135 155H133V157ZM165 156V155H164ZM174 156H175V154H174ZM176 156H177V154H176ZM175 156V157H176ZM194 156V155H193ZM0 157H1V155H0ZM16 157V156H15ZM25 157V156H24ZM52 156L50 155V158L49 159H52L51 158ZM61 157V156H60ZM70 158L69 159H71L72 158V156L70 155L69 156ZM78 157H80V156H78ZM96 157V156H95ZM104 157V156H103ZM133 157H131V158H133ZM139 157V156H138ZM187 157H190V155L188 156L187 155ZM195 157V156H194ZM198 157V156H197ZM2 158L3 157H1V160H2ZM28 158V157H27ZM87 158V157H86ZM96 158H98V157H96ZM101 158V157H100ZM126 158H127V156H126ZM160 158V157H159ZM162 158V157H161ZM170 158H172L171 156H170ZM193 158V157H192ZM245 158V157H244ZM16 159V158H15ZM15 159L13 158V160L15 161ZM18 159V158H17ZM25 159V158H24ZM29 160H30V157L28 158ZM39 159V158H38ZM41 159V158H40ZM61 159H62V157H61ZM61 159H57V160H60L61 161ZM67 159V161H69L68 160V158H66ZM72 159H74V158H72ZM78 159V158H77ZM76 159V160H77ZM88 159V158H87ZM135 159V158H134ZM137 159V158H136ZM139 159H142V156L139 158ZM164 159V158H163ZM175 159V158H174ZM178 159V158H177ZM183 159V158H182ZM185 159H186V157H185ZM189 160H190V158H188ZM194 159V158H193ZM202 159V158H201ZM10 160H7V161H10ZM26 160V159H25ZM28 160V161H29ZM62 160V161H63ZM75 160V161H76ZM90 160V159H89ZM102 160V159H101ZM107 160V159H106ZM122 160V159H121ZM125 160V159H124ZM145 160V159H144ZM153 160V159H152ZM170 160H172V159H170ZM180 160V159H179ZM13 161V162H14ZM34 161V160H33ZM32 161V162H33ZM35 161H38V160H35ZM42 161V160H41ZM47 161V160H46ZM49 161V160H48ZM65 161V160H64ZM71 161V160H70ZM78 161H79V159H78ZM84 161V160H83ZM86 161V160H85ZM91 161L93 162V160L91 159ZM91 161H88V162H91ZM100 161V160H99ZM107 161H109V160H107ZM114 161V160H113ZM119 161V160H118ZM123 161V160H122ZM142 161V160H141ZM156 161H158V160H156ZM161 161V160H160ZM165 161H166V159H165ZM169 161V160H168ZM167 161V162H168ZM183 161V160H182ZM187 161V160H186ZM262 161V160H261ZM2 162V161H1ZM0 162V163H1ZM17 162V161H16ZM19 162V161H18ZM51 161H49L48 162V164L50 163ZM56 162V161H55ZM92 162L90 163V164H92ZM98 162V161H97ZM97 162H96V165H97ZM102 162H104L103 160H102ZM106 162V161H105ZM112 162V161H111ZM121 162V161H120ZM129 163H130V161H128ZM139 163H140V161H138ZM143 162V161H142ZM175 162H177V161H175ZM200 162V161H199ZM5 163V162H4ZM7 163V162H6ZM9 163V162H8ZM12 163V162H11ZM22 163V162H21ZM20 163V164H21ZM35 163V162H34ZM36 163H39V162H36ZM51 163H53V161L51 162ZM50 163V164H51ZM57 164L56 165H58V161L56 162ZM60 163V167H62V170L60 169V167H58L59 169L58 170H61V172L60 171H57L58 173H59V176L61 175V173L63 172V169L65 170V171H69V169H67V165H63V164H61L62 162H59ZM64 163V162H63ZM66 163H68V162H66ZM70 163V162H69ZM76 163V162H75ZM99 163V162H98ZM114 163V162H113ZM122 163H124V161L122 162ZM121 163V165H122V168H124L123 166H125V165H123ZM126 163V162H125ZM124 163V164H125ZM128 163V164H129ZM132 163H133V161H132ZM149 163V162H148ZM161 163V162H160ZM163 163H164V161H163ZM170 163V162H169ZM184 163V162H183ZM182 163V164H183ZM193 163V162H192ZM253 163V162H252ZM263 163V162H262ZM15 164V163H14ZM17 164V163H16ZM23 164V163H22ZM22 164H21V166H22ZM29 163H27L26 165H28ZM33 163H31V165H32ZM45 164V163H44ZM48 165V166H51V165ZM65 164V163H64ZM87 164V163H86ZM89 164V165H90ZM94 164V163H93ZM112 164V163H111ZM111 164H109V165H111ZM142 164H144V163H142ZM145 164H147V163H145ZM149 164H151V163H149ZM153 164V163H152ZM175 164V163H174ZM180 164V163H179ZM1 165V164H0ZM12 165V164H11ZM24 165V164H23ZM26 165H24V166H26ZM30 165V166H31ZM70 165V164H69ZM117 165V164H116ZM176 165V164H175ZM192 165V164H191ZM204 165V164H203ZM16 166V165H15ZM20 166V165H19ZM21 166H20V168H21ZM30 166H26V167H30ZM54 166H55V164H54ZM94 166V165H93ZM98 166V165H97ZM127 166V165H126ZM125 166V167H126ZM130 166V165H129ZM128 166V167H129ZM134 166V165H133ZM142 166V165H141ZM144 166V165H143ZM152 166V165H151ZM160 166V165H159ZM164 166H166L165 164H164ZM177 166V165H176ZM187 166V165H186ZM57 167V166H56ZM55 167V168H56ZM66 167V168H65ZM68 167H70V166H68ZM76 167V166H75ZM79 167V166H78ZM103 167V166H102ZM106 167V166H105ZM112 167V166H111ZM117 167V166H116ZM115 167V168H116ZM119 167V166H118ZM137 167V166H136ZM136 167H133V169L134 168H136ZM139 167V166H138ZM137 167V168H138ZM155 167V166H154ZM157 167V166H156ZM163 167V166H162ZM174 167V166H173ZM178 167V166H177ZM197 167V166H196ZM202 167V166H201ZM53 169V167L51 166L50 167V169H49V171H50V173L48 172V174H50L51 176V179H55V180H53L54 182H56L57 181V183H53L52 184V182L50 183V184H52V186H47L46 187V192H47V194H49L50 192H51V196H49V198L50 197H52V202H54L55 203V205L53 206V210L52 211H54V213H53V215H55V213H56V216H58V218L57 217H55V219L57 218V219H59L58 221H59V223H56L55 222V220H54V222L56 223V224H54V222H53V220L51 219V215L48 213V211H49V209H51V208H48V211H47V209H43V210H46V211H44L43 213H40L42 210H40L41 208H39V210H40V212H38L37 213V209L38 208H36V206L37 205H40V204H35V205H26L25 204V199L23 198V197H25L26 196V194H25V196H23V195H21L20 194V192H19V194L18 195H21L20 197H18V195L17 194H13V192H11V190H7V188L6 187H4L3 186V184H1V181H0V264H109V263H107L106 261V259H104L105 257L104 256H102V254L103 253H101V255L99 256L98 255V253L96 252V251H93L92 249H90L89 247H91V246H89V245H91L90 243H89V239L93 236H95L96 238H97V236L96 235H92V234H89L88 233V230H90V229H85V227H86V225L84 226L83 225V223H84V217H83V220H81L80 218H79V214L77 215V214H73L72 213V211L74 210V208L72 209V208H70L69 206H67L66 207V203L67 202H65L66 201V197L65 196H62V192L64 193V187L63 186H60V185H63V183L64 182H61L62 184H60L59 183V181H58V178H60L61 179V176L59 177L58 175H56V169ZM73 168V167H72ZM81 168V167H80ZM88 168H89V166H88ZM92 168V167H91ZM109 168V167H108ZM113 168V167H112ZM119 168H121V167H119ZM140 168V167H139ZM138 168V169H139ZM143 168V167H142ZM167 168V167H166ZM181 168V167H180ZM186 168V167H185ZM2 169H4V168H2ZM1 169V170H2ZM9 169V168H8ZM30 169V168H29ZM53 169V170H52ZM67 169V170H66ZM83 169V168H82ZM99 169H101V167L100 168H98V170ZM105 169V168H104ZM103 169V170H104ZM114 169V168H113ZM117 169V168H116ZM131 169V168H130ZM132 169V170H133ZM144 169V168H143ZM146 169V168H145ZM155 169V168H154ZM170 169V168H169ZM201 169V168H200ZM21 170V169H20ZM36 170V169H35ZM39 170V169H38ZM44 170H46V168L44 169ZM48 170V169H47ZM77 170V169H76ZM90 170V169H89ZM92 170H93V168H92ZM94 170H95V168H94ZM98 170H97V173H98ZM121 170V169H120ZM124 170H125V168H124ZM123 170V171H124ZM128 169H126V171H127ZM132 170H130V171H132ZM137 170V169H136ZM157 170V169H156ZM160 170L162 171V169H159V171H156L157 173L159 172V173H162V172H160ZM165 170V169H164ZM196 170V169H195ZM203 170V169H202ZM215 170V169H214ZM3 171V170H2ZM16 171V170H15ZM22 171H24V170H22ZM34 171V170H33ZM53 171H55V172H53ZM65 171H64V173H65ZM101 171V170H100ZM105 171V170H104ZM109 171V170H108ZM116 171V170H115ZM135 171V170H134ZM144 171V170H143ZM167 171V170H166ZM170 171V170H169ZM168 171V172H169ZM177 171V170H176ZM176 171H174V172H176ZM204 171V170H203ZM213 171V170H212ZM263 171V170H262ZM261 171V172H262ZM16 172H18V171H16ZM39 172H40V170H39ZM42 172H44V171H42ZM74 172V171H73ZM87 172V171H86ZM91 172V171H90ZM95 172V171H94ZM112 172V171H111ZM110 172V173H111ZM114 172V171H113ZM120 172V171H119ZM119 172L117 173V172H114V174L113 175H115L116 173L117 174H119ZM142 172V171H141ZM155 172V173H156ZM177 172H179V171H177ZM243 172H245V171H243ZM2 173V172H1ZM19 173V172H18ZM30 173H31V171H30ZM47 172H44V174H46ZM57 173V174H58ZM76 173V172H75ZM82 173H84V176H86L85 175V171L83 170L82 171ZM88 173H89V171H88ZM100 173V172H99ZM109 173V174H110ZM123 174H124V172H122ZM149 173V172H148ZM151 173V172H150ZM153 173H154V171H153ZM156 173V174H157ZM159 173L157 174V175H159ZM164 174H165V172H163ZM173 173V172H172ZM194 173H196L195 171H194ZM210 173V172H209ZM240 173V172H239ZM4 174H6V173H4ZM13 174V173H12ZM35 173H33V176H35L34 175ZM46 175L47 176V178H48V176L49 175ZM72 174V173H71ZM70 174V175H71ZM135 174V173H134ZM138 174V173H137ZM238 174V173H237ZM241 174V173H240ZM252 174V173H251ZM20 175V174H19ZM32 175V174H31ZM63 175H66V174H63ZM80 175V174H79ZM94 175V174H93ZM101 175V174H100ZM129 175V174H128ZM151 175H153V174H151ZM170 175V174H169ZM180 175V174H179ZM5 176V175H4ZM7 176V175H6ZM13 176H15V175H13ZM21 176V175H20ZM24 176H26L25 174H24ZM45 176V175H44ZM45 176V177H46ZM58 176V177H57ZM83 176V175H82ZM84 176H83V179H81V183H80V185H82V183H84L85 184V182L86 181H88V180H86V179H88L89 177L87 176V178H84ZM91 176V175H90ZM96 176V175H95ZM121 176H122V174H121ZM139 177H140V173H139V175H138ZM143 176H145L144 174H143ZM148 176V175H147ZM166 176V175H165ZM176 176V175H175ZM187 176V175H186ZM234 176H235V174H234ZM233 176V177H234ZM242 176H244V175H242ZM242 176H240V177H242ZM17 177V176H16ZM16 177L14 178V179H16ZM28 177V176H27ZM53 177V178H52ZM55 177H57V178H55ZM67 177H69V174H68V176ZM73 177L74 176H72V179H73ZM92 177V176H91ZM113 177H117V176H112V178ZM119 177V176H118ZM123 177V176H122ZM132 177V176H131ZM154 177H156L155 176V174H154ZM157 177H159V176H157ZM156 177V178H157ZM171 177V176H170ZM190 177V176H189ZM192 177V176H191ZM237 177V176H236ZM239 176H238V178H240ZM264 177V176H263ZM2 178V176L0 177V179ZM11 178V177H10ZM30 178H31V176H30ZM36 178V177H35ZM66 178V177H65ZM80 178H82L81 176H80ZM80 178H78V179H80ZM96 179H97V177H95ZM109 178V177H108ZM148 177H146L145 179H147ZM151 178V177H150ZM156 178H153V179H155L156 180ZM161 178V177H160ZM167 178V177H166ZM235 178V177H234ZM237 178V179H238ZM257 178V177H256ZM21 179H22V177H21ZM28 179V178H27ZM33 179V177L31 178V180ZM39 179V178H38ZM37 179V180H38ZM59 179V180H60ZM70 179V178H69ZM77 179V178H76ZM75 179V180H76ZM107 178H105L104 179V181L106 180ZM129 179V178H128ZM134 179V178H133ZM152 179V178H151ZM150 179V180H151ZM158 179V178H157ZM168 179V178H167ZM183 179V178H182ZM187 179V178H186ZM192 179V178H191ZM232 179V178H231ZM236 179V178H235ZM4 180H6V179H4ZM30 180V179H29ZM28 180V181H29ZM34 180V179H33ZM42 180V178L40 179V180H38V181H36V182H38V183H40V181ZM44 180V179H43ZM48 180V179H47ZM90 180H91V178H90ZM93 180H95V179H93ZM109 180V179H108ZM120 180V179H119ZM121 180H123V179H121ZM125 180V179H124ZM123 180V181H124ZM139 179H137V181H138ZM142 180V179H141ZM185 180V179H184ZM249 180H250V178H249ZM14 181V180H13ZM22 181V180H21ZM27 181V180H26ZM48 181H51V180H48ZM68 181V180H67ZM78 181V180H77ZM100 181V180H99ZM101 181L103 182V179H101ZM100 181V182H101ZM113 181V180H112ZM126 181V180H125ZM129 181V180H128ZM137 181H136V183H137ZM152 181V180H151ZM158 181H160V179L158 180ZM157 181V182H158ZM262 181H264L263 179H262ZM34 182V181H33ZM92 182V181H91ZM111 182V181H110ZM146 182H147V180H146ZM163 181H161V183H162ZM166 182V181H165ZM180 182V181H179ZM213 182V181H212ZM252 182V181H251ZM261 182V181H260ZM3 183V182H2ZM17 183H18V181H17ZM29 183H30V181H29ZM28 183V184H29ZM35 183V182H34ZM73 183V182H72ZM74 183H76V182H74ZM107 183H109V182H107ZM114 183H116L115 181H114ZM118 183V185H119V183H121L120 181L119 182H117ZM116 183V184H117ZM129 182H127V184H128ZM134 183H135V181H134ZM153 183V182H152ZM155 183V182H154ZM160 183V182H159ZM172 183V182H171ZM170 183V184H171ZM181 183V182H180ZM231 183V182H230ZM247 183H248V181H247ZM16 184V183H15ZM15 184L13 185V186H15ZM23 184V183H22ZM28 184H26V185H28ZM36 184V183H35ZM42 183H40V185H41ZM45 184V183H44ZM103 184V183H102ZM101 184V185H102ZM111 184H113V183H111ZM126 184V185H127ZM143 184V183H142ZM142 184H141V186H142ZM164 184V183H163ZM191 184V183H190ZM258 184V183H257ZM263 184H264V182H263ZM24 185V187H26V185L25 184H23ZM37 185L38 184H36V187H37ZM43 185V184H42ZM74 185V184H73ZM75 185H77V184H75ZM91 185V184H90ZM90 185H89V187H90ZM97 185V184H96ZM99 185V184H98ZM104 185H105V182H104ZM123 185H124V183H123ZM122 185V186H123ZM130 185H131V183H130ZM150 185H151V182H150ZM157 185V184H156ZM175 185V184H174ZM241 185V184H240ZM239 185V186H240ZM253 185V184H252ZM6 186V185H5ZM10 186H12V185H10ZM65 186H67V185H65ZM107 186V185H106ZM113 186V185H112ZM112 186H111V188H112ZM114 186H115V184H114ZM120 186V185H119ZM132 186V185H131ZM131 186H129V187H131ZM133 186H135V185H133ZM140 186V185H139ZM145 186H147L146 184L143 186V187H145ZM159 186V185H158ZM162 186V185H161ZM166 186V185H165ZM172 186V185H171ZM179 186V185H178ZM181 186V185H180ZM261 186V185H260ZM16 187V186H15ZM18 187V186H17ZM17 187H16V189H17ZM22 187V186H21ZM73 187V186H72ZM84 187V186H83ZM86 187V186H85ZM97 187V186H96ZM102 187H104V186H102ZM108 187V186H107ZM116 187V186H115ZM121 187V186H120ZM152 187H154V186H152ZM152 187H150V186H148L147 188H152ZM157 186H155V188H156ZM168 187V186H167ZM256 187V186H255ZM259 187V186H258ZM30 188V187H29ZM28 188V189H29ZM33 188H34V185H33ZM48 188V189H47ZM137 188H139L138 187V184H137ZM146 188V187H145ZM158 188V187H157ZM166 188V187H165ZM170 188V187H169ZM168 188V189H169ZM179 188V187H178ZM184 188V187H183ZM241 188V187H240ZM245 188V187H244ZM246 188H248V187H246ZM253 187H251V189H252ZM262 188H263V185H262ZM13 189V188H12ZM22 189H24V188H21V191H24V190H26V191H30L31 189H29V190H27V189H24V190H22ZM65 189H66V187H65ZM105 189H106V187H105ZM130 189H132V188H130ZM130 189H129V192H130ZM154 189V188H153ZM153 189H152V191H153ZM167 189V190H168ZM172 189V188H171ZM235 189V188H234ZM253 189H255V188H253ZM259 190H260V188H258ZM63 190V191H62ZM70 190H73V189H71L70 188ZM69 190V191H70ZM110 190H112V189H110ZM120 190H123V189H121L120 188ZM133 190H135L136 191V188L135 189H133ZM142 190H144V189H142ZM150 190V189H149ZM159 190V189H158ZM170 190V189H169ZM185 190H187L186 188H185ZM184 190V191H185ZM259 190H258V192H259ZM19 191H20V189H19ZM25 191V192H26ZM38 191V190H37ZM40 191H42L41 189H40ZM44 191V190H43ZM48 191H50L49 193H48ZM68 191V192H69ZM85 191V190H84ZM102 191H104V190H102ZM108 191V190H107ZM117 191V190H116ZM114 189H113V192H116ZM123 191H125V190H123ZM126 191H127V188H126ZM151 191V192H152ZM176 191V190H175ZM215 191V190H214ZM222 191V190H221ZM242 191V190H241ZM253 191V190H252ZM33 192V191H32ZM77 192V191H76ZM78 192H80V191H78ZM83 192V191H82ZM89 192V191H88ZM137 192V191H136ZM142 192V191H141ZM165 192V191H164ZM168 192V191H167ZM238 192V191H237ZM240 192V191H239ZM246 192V191H245ZM244 192V193H245ZM257 192V193H258ZM23 193V192H22ZM38 193V192H37ZM37 193H35V194H37ZM42 193V192H41ZM72 193V192H71ZM86 193V192H85ZM97 193H99V192H97ZM108 193H110V192H108ZM119 193V192H118ZM124 193V192H123ZM144 193V192H143ZM176 193V192H175ZM219 193V192H218ZM217 193V194H218ZM242 193L243 192H241V195H242ZM243 193V194H244ZM251 193V192H250ZM31 194H33V193H31ZM34 194V195H35ZM39 194V193H38ZM44 194H45V192H44ZM65 194V193H64ZM67 194V193H66ZM76 194V193H75ZM74 194V196H76ZM102 194V193H101ZM111 194H112V192H111ZM110 194V195H111ZM119 194H121V191H120V193ZM118 194V195H119ZM128 194V193H127ZM151 194V193H150ZM149 194V195H150ZM168 194H170V193H168ZM186 194V193H185ZM214 194H216V193H214ZM228 194V193H227ZM238 194V193H237ZM252 194H253V192H252ZM40 195V194H39ZM42 195V194H41ZM86 195V194H85ZM92 195V194H91ZM94 195V194H93ZM105 194H103V196H104ZM115 195V194H114ZM117 195V194H116ZM140 195V194H139ZM145 195V194H144ZM157 195V194H156ZM156 195H155V199L156 200H158L157 198H159V197H157L156 198ZM180 195V194H179ZM211 195V194H210ZM219 195V194H218ZM256 195V194H255ZM264 195V194H263ZM23 196V197H22ZM38 196V195H37ZM44 196V195H43ZM45 196H47L46 194H45ZM67 196V195H66ZM73 196V195H72ZM86 196H88V193H87V195ZM85 196V197H86ZM113 196V195H112ZM130 196H132V195H130ZM148 196V195H147ZM167 196V195H166ZM169 196V195H168ZM167 196V197H168ZM187 196H188V194H187ZM26 197H28V196H26ZM29 197H31L32 198V196H29ZM33 197H35V196H33ZM65 197V198H64ZM68 197H69V195H68ZM71 197V196H70ZM82 197H83V194H82ZM85 197H83L84 199H86ZM99 197V196H98ZM101 197V196H100ZM105 197V196H104ZM118 197V196H117ZM116 196H115V199L117 198ZM120 197V196H119ZM118 197V198H119ZM124 197V196H123ZM122 197V198H123ZM137 197V196H136ZM139 197H141V196H139ZM144 197H146V196H144ZM150 197V196H149ZM148 197V198H149ZM151 197H152V195H151ZM162 198H163V196H161ZM165 197V196H164ZM174 197V196H173ZM185 197V196H184ZM212 197V196H211ZM237 197V196H236ZM235 197V198H236ZM31 198H29L30 200H31ZM45 198V197H44ZM43 198V199H44ZM83 198H81V199H83ZM90 198V197H89ZM114 198V197H113ZM112 198V199H113ZM127 198H128V196H127ZM131 198V197H130ZM178 198V197H177ZM193 198V197H192ZM238 198V197H237ZM236 198V199H237ZM241 198V197H240ZM244 198H246V197H244ZM254 198H255V196H254ZM258 198V197H257ZM33 200H35L34 198H32ZM70 199V198H69ZM74 199V198H73ZM76 199H78L77 197H76ZM92 199V198H91ZM93 199H94V197H93ZM97 199V198H96ZM106 199V198H105ZM108 199V198H107ZM111 199V198H110ZM150 199V198H149ZM152 199H154V197H152ZM181 199V198H180ZM230 199V198H229ZM253 199V198H252ZM259 199V198H258ZM264 199V198H263ZM32 200V201H33ZM41 201H43L42 199H40ZM51 200V199H50ZM68 200V199H67ZM79 201H81V203L80 204H82V201L83 200H80V196H79V199H78ZM78 200H76V201H78ZM86 200H88V199H86ZM85 200V201H86ZM99 200V198L97 199V201ZM104 200V199H103ZM136 200H137V198H136ZM140 200V199H139ZM144 200V199H143ZM161 200V199H160ZM174 200V199H173ZM176 200V199H175ZM231 200V199H230ZM240 200V199H239ZM248 200V199H247ZM39 201V200H38ZM40 201V202H41ZM45 201V200H44ZM75 201V200H74ZM79 201H78V203H79ZM90 201V200H89ZM89 201H87V202H89ZM108 201V200H107ZM129 201V200H128ZM146 201V200H145ZM145 201H143L144 203H146ZM150 201V200H149ZM153 201V200H152ZM155 201V200H154ZM163 201V200H162ZM188 201V200H187ZM233 201V200H232ZM237 201V200H236ZM241 201V200H240ZM239 201V202H240ZM28 202V201H27ZM71 203H74V202H72V200L70 201ZM70 202H68V204L67 205H69V203ZM87 202H84V203H87ZM103 202H105V204L107 203L106 201H102V203ZM111 202V201H110ZM122 202V201H121ZM147 202H148V200H147ZM165 202V201H164ZM167 202H170L169 204H170V207H171V202L172 201H170V200H168ZM178 202V201H177ZM181 202V201H180ZM179 202V203H180ZM190 202V201H189ZM196 202V201H195ZM216 202V201H215ZM218 202V201H217ZM235 202V201H234ZM70 203V204H71ZM75 203H77V202H75ZM90 203V202H89ZM95 203V202H94ZM98 203H100V202H98ZM118 203V202H117ZM135 203V202H134ZM149 203V202H148ZM150 203H152V202H150ZM158 203H159V200H158ZM173 203H174V201H173ZM254 203V202H253ZM46 204H47V200H46ZM50 204V203H49ZM92 204V203H91ZM108 204V203H107ZM113 204V203H112ZM136 204H138V202L136 203ZM139 204H140V202H139ZM141 204H142V202H141ZM155 204V203H154ZM153 204V205H154ZM162 203H160V205H161ZM164 204V203H163ZM176 204V203H175ZM185 204V203H184ZM230 204V203H229ZM237 204V203H236ZM262 204V203H261ZM73 205V204H72ZM83 205V204H82ZM86 205H88V203L86 204ZM95 205V204H94ZM99 205V204H98ZM101 205H103V204H101ZM115 205V204H114ZM113 205V206H114ZM120 205H122V204H120ZM145 205V204H144ZM150 205H152V204H150ZM158 205V204H157ZM160 205H158V206H160ZM167 204H165V206H166ZM195 205V204H194ZM224 205V204H223ZM238 205H240L239 203H238ZM242 205H243V203H242ZM255 205H256V203H255ZM264 205V204H263ZM76 206V205H75ZM74 206V207H75ZM85 206V205H84ZM112 206V205H111ZM127 206V205H126ZM137 206V205H136ZM135 206V207H136ZM141 206V205H140ZM163 206V205H162ZM169 205H167L166 207H168ZM177 206V205H176ZM180 206V205H179ZM202 206V205H201ZM232 206V205H231ZM230 206V207H231ZM233 206H234V203H233ZM252 206V205H251ZM256 206H258V205H256ZM38 207V206H37ZM40 207V206H39ZM42 207V206H41ZM47 207V206H46ZM77 207V206H76ZM80 207V206H79ZM87 207H89V205L87 206ZM87 207H85V208H87ZM90 207H94V206H91L90 205ZM96 207H98L97 205H96ZM102 207V206H101ZM100 207V208H101ZM120 207V206H119ZM118 207V208H119ZM133 207V206H132ZM146 207V206H145ZM147 207H148V205H147ZM155 207V206H154ZM230 207H229V209H230ZM235 207H238V206H235ZM243 207V206H242ZM99 208V207H98ZM105 208V207H104ZM107 209H104L105 210V212H106V210L108 211V206L106 207ZM142 208H144V206L142 207ZM152 208V207H151ZM150 208V209H151ZM156 208V207H155ZM216 208H217V206H216ZM215 208V209H216ZM245 208L246 207H244V210H245ZM257 208V207H256ZM77 209V208H76ZM109 209H111V208H109ZM123 209V208H122ZM147 209V208H146ZM153 209V208H152ZM158 209V208H157ZM159 209H161L162 210V208H159ZM182 209H184V208H182ZM226 209H227V207H226ZM228 209V210H229ZM243 209V208H242ZM249 209V208H248ZM248 209H246V210H248ZM255 209V208H254ZM91 210V209H90ZM90 210H89V212H90ZM97 210H99V209H97ZM115 210H117V209H115ZM120 210V209H119ZM143 210V209H142ZM145 210V209H144ZM178 210V209H177ZM231 210V209H230ZM75 211V210H74ZM73 211V212H74ZM78 212L77 213H79V210H77ZM93 211V210H92ZM91 211V212H92ZM96 211V210H95ZM99 211H101V210H99ZM110 211V210H109ZM121 211V210H120ZM123 211H124V209H123ZM126 211H127V209H126ZM125 211V212H126ZM130 211H135V210H131L130 209ZM140 212H141V210H139ZM138 211V212H139ZM148 211V210H147ZM150 211V210H149ZM155 211H157L156 209H155ZM154 211V212H155ZM160 211V210H159ZM173 211V210H172ZM185 211V210H184ZM210 211H212V210H210ZM218 211V210H217ZM220 211V210H219ZM234 211V210H233ZM258 212H260V210H257ZM256 211V212H257ZM262 211V210H261ZM82 212H84V211H82ZM102 212V211H101ZM100 212V213H101ZM115 212V211H114ZM117 212V211H116ZM163 212V211H162ZM209 212V211H208ZM225 212V211H224ZM257 212V214H259ZM52 213V212H51ZM75 213V212H74ZM87 213V212H86ZM98 213V212H97ZM111 213V212H110ZM118 213V212H117ZM134 213V212H133ZM157 213V212H156ZM159 213V212H158ZM170 213V212H169ZM191 213V212H190ZM204 213V212H203ZM202 213V214H203ZM231 213V212H230ZM261 213V212H260ZM74 216H73V215ZM82 214H84V213H82ZM91 214V213H90ZM89 214V215H90ZM106 214H109V213H107L106 212ZM124 214V213H123ZM130 214V213H129ZM149 214H150V212H149ZM76 215V216H75ZM86 215H88V214H86ZM95 215V214H94ZM97 215V214H96ZM95 215V216H96ZM112 215H113V213H112ZM117 215H119V214H117ZM116 215V216H117ZM121 215V214H120ZM119 215V216H120ZM147 215H148V213H147ZM153 215H156V214H154L153 213ZM163 215V214H162ZM173 215V214H172ZM238 215V214H237ZM236 215V216H237ZM248 215V214H247ZM94 216V217H95ZM100 216V215H99ZM104 216V215H103ZM125 216V215H124ZM130 216H131V214H130ZM133 216V215H132ZM140 216V215H139ZM145 216H146V213H145ZM150 216H152V214L150 215ZM157 216V215H156ZM155 216V217H156ZM159 216V215H158ZM191 216V215H190ZM207 217H208V215H206ZM252 216H254V214H252ZM90 217V216H89ZM88 217V218H89ZM105 217V216H104ZM111 217V216H110ZM114 217H115V215H114ZM113 217V218H114ZM133 217H135V216H133ZM133 217L131 218V219H133ZM148 217V216H147ZM153 217V216H152ZM160 217V216H159ZM164 217V216H163ZM194 217V216H193ZM215 217H216V215H215ZM227 217H229V216H227ZM241 217H243V216H241ZM257 217V216H256ZM53 218V217H52ZM109 217H107V219H108ZM112 218V217H111ZM116 218V217H115ZM114 218V219H115ZM119 218V217H118ZM136 218V217H135ZM165 218V217H164ZM167 218V217H166ZM195 218V217H194ZM218 217H216V219H217ZM233 218V217H232ZM236 218H238V216L236 217ZM240 218V217H239ZM260 218V217H259ZM263 218V217H262ZM261 218V219H262ZM56 219V220H57ZM90 219V218H89ZM88 219V220H89ZM92 219V218H91ZM94 219V218H93ZM97 219H98V217H97ZM102 219V218H101ZM101 219H100V222H101ZM104 220H106L105 218H103ZM124 219H125V217H124ZM124 219L122 220V222H124ZM162 219V218H161ZM160 219V220H161ZM211 219V218H210ZM214 219V218H213ZM228 219V218H227ZM253 219V218H252ZM109 220H111V219H109ZM126 220V219H125ZM129 220V219H128ZM127 220V221H128ZM134 220V219H133ZM151 220V219H150ZM238 220V219H237ZM251 220V219H250ZM254 220H255V218H254ZM258 220V219H257ZM108 220H106V222H107ZM113 221V220H112ZM111 221V222H112ZM116 221H118L117 220V218H116ZM120 221H121V219H120ZM126 221V222H127ZM129 221H131V220H129ZM135 221V220H134ZM148 221V220H147ZM147 221H145V222H147ZM151 221H154V220H151ZM158 221V220H157ZM172 221V220H171ZM185 221V220H184ZM187 221V220H186ZM185 221V222H186ZM190 221V220H189ZM188 221V222H189ZM201 220H199V222H200ZM236 221V220H235ZM260 221V220H259ZM83 222V223H82ZM87 222V221H86ZM85 222V223H86ZM125 222V223H126ZM137 222V221H136ZM141 222V221H140ZM161 222V221H160ZM159 222V223H160ZM228 222V221H227ZM262 222V221H261ZM96 223H99V222H96ZM95 223V225H97ZM110 223V222H109ZM117 223V222H116ZM139 223V222H138ZM181 223V222H180ZM223 223V222H222ZM246 223H247V221H246ZM250 223V222H249ZM89 224V223H88ZM87 224V225H88ZM91 224V223H90ZM123 224V223H122ZM136 224V223H135ZM141 224V223H140ZM151 224V223H150ZM165 224V223H164ZM174 224V223H173ZM196 224V223H195ZM251 224V223H250ZM262 224V223H261ZM102 226H103V224H101ZM107 225H108V222H107ZM113 225V224H112ZM117 225V224H116ZM115 225V226H116ZM119 225V224H118ZM124 225H126V224H124ZM178 225H180V224H178ZM204 225V224H203ZM222 225V224H221ZM263 225H264V223H263ZM91 226V225H90ZM90 226H88V227H90ZM98 226V225H97ZM100 226V225H99ZM104 226H105V224H104ZM115 226H113V227H115ZM122 226V225H121ZM128 226V225H127ZM135 226V225H134ZM139 226V225H138ZM148 227H149V224L147 225ZM146 226V227H147ZM177 226V225H176ZM185 226H187V225H185ZM192 226V225H191ZM214 226V225H213ZM240 226H242V225H240ZM250 226V225H249ZM261 226V225H260ZM92 227V226H91ZM112 227V228H113ZM158 227H161V226H158ZM166 227V226H165ZM171 227V226H170ZM174 227V226H173ZM184 227V226H183ZM219 227V226H218ZM217 227V228H218ZM225 227V226H224ZM259 227V226H258ZM262 227V226H261ZM261 227H260V229H261ZM120 228V227H119ZM126 228V227H125ZM132 228H133V225H132ZM145 228V227H144ZM153 228H155V227H153ZM168 228H169V226H168ZM195 228V227H194ZM197 228V227H196ZM204 228V227H203ZM210 228V227H209ZM216 228V229H217ZM227 228V227H226ZM85 229V230H84ZM96 229V228H95ZM95 229H93L92 230V228H91V230H92V233L93 232H95L96 233V231H95ZM101 229H105V227L104 228H102L101 227ZM110 229H111V227H110ZM109 229V230H110ZM115 229H117V231L119 230L118 229V226H117V228H115ZM114 229V230H115ZM124 229V228H123ZM152 229V228H151ZM156 229V228H155ZM166 229V228H165ZM175 229V228H174ZM190 229V228H189ZM200 229V228H199ZM87 230V232H85ZM90 230V231H91ZM106 230V229H105ZM108 230V231H109ZM113 230V229H112ZM113 230V231H114ZM120 230H122V227H121V229ZM125 230V229H124ZM129 230V229H128ZM128 230H127V232H128ZM137 230V229H136ZM135 230V231H136ZM194 230V229H193ZM210 230V229H209ZM89 231V232H90ZM126 231V230H125ZM132 231V230H131ZM144 231V230H143ZM162 231V230H161ZM171 231V230H170ZM184 231H186V230H184ZM189 231V230H188ZM190 231H192V229L190 230ZM207 231V230H206ZM210 231H212V230H210ZM255 231V230H254ZM105 232V231H104ZM116 232V231H115ZM114 232V233H115ZM151 232V231H150ZM181 232H183V231H181ZM208 232V231H207ZM206 232V233H207ZM91 233V232H90ZM109 233H111V231L109 232ZM133 233V232H132ZM157 233V232H156ZM166 233V232H165ZM168 233V232H167ZM179 233V232H178ZM209 233V232H208ZM211 233V232H210ZM221 233V232H220ZM97 234V233H96ZM101 234V233H100ZM112 234V233H111ZM111 234H109V235H111ZM125 234V233H124ZM123 234V235H124ZM136 234V233H135ZM158 234V233H157ZM183 234H185V233H183ZM192 234V233H191ZM195 234V233H194ZM194 234H192V235H194ZM199 234V233H198ZM203 234V233H202ZM243 234H244V232H243ZM251 234V233H250ZM92 235V236H91ZM104 235V234H103ZM121 235V234H120ZM126 235V234H125ZM132 235H134V234H132ZM150 235V234H149ZM161 235H162V233H161ZM188 235V234H187ZM201 235V234H200ZM210 235V234H209ZM216 235V234H215ZM246 235V234H245ZM100 236V235H99ZM108 236V235H107ZM116 236V235H115ZM127 236V235H126ZM125 236V237H126ZM130 236H131V234H130ZM154 236V235H153ZM153 236H151L152 237V239H153ZM167 236V235H166ZM178 236V235H177ZM180 236V235H179ZM202 236V235H201ZM225 236V235H224ZM239 236H241V235H239ZM110 237V236H109ZM111 237H112V235H111ZM118 237V236H117ZM120 237V236H119ZM118 237V238H119ZM137 237V236H136ZM135 237V238H136ZM172 237V236H171ZM171 237H167V238H171ZM175 237V236H174ZM181 237V236H180ZM183 237V236H182ZM198 237V236H197ZM99 238V237H98ZM103 239H104V237H102ZM117 238V239H118ZM129 238V237H128ZM132 238V237H131ZM148 238V237H147ZM204 238V237H203ZM205 238H207V235L205 236ZM208 238H210V237H208ZM252 238V237H251ZM86 239H87V241H86ZM103 239H102V241H103ZM116 239V240H117ZM133 239V238H132ZM138 239V238H137ZM137 239H136V243L139 241H137ZM152 239H150V240H152ZM179 239V238H178ZM182 239V238H181ZM180 239V240H181ZM200 239H201V237H200ZM214 239V238H213ZM90 240H92V241H94L92 238L90 239ZM99 240H101V239H99ZM124 240H126V238L124 239ZM124 240H123V243H124ZM149 240V241H150ZM173 240H176V238L175 239H173ZM185 240V239H184ZM218 240V239H217ZM241 240H246V239H241ZM109 241V240H108ZM107 241V242H108ZM132 241V240H131ZM141 241V240H140ZM142 241H143V239H142ZM145 241V240H144ZM143 241V242H144ZM164 241V240H163ZM162 241V242H163ZM209 241H211L210 239H209ZM231 241V240H230ZM262 241V240H261ZM99 242V241H98ZM112 242H114L113 240H112ZM118 242V241H117ZM121 242H122V240H121ZM128 242V241H127ZM168 242V241H167ZM188 242V241H187ZM186 242V243H187ZM190 242V241H189ZM194 242V241H193ZM201 242V241H200ZM217 242V241H216ZM219 242V241H218ZM96 243V240L94 241V242H92V244H95ZM105 243V242H104ZM111 243V242H110ZM109 243V244H110ZM116 243V242H115ZM135 243V244H136ZM141 243V242H140ZM146 243V242H145ZM156 243V242H155ZM204 243V242H203ZM220 243V242H219ZM243 243V242H242ZM97 244V243H96ZM103 244V243H102ZM101 244V246H104V245H102ZM124 244H126V243H124ZM159 244V243H158ZM168 244V243H167ZM169 244H170V242H169ZM168 244V245H169ZM175 244V243H174ZM173 244V245H174ZM178 244V243H177ZM216 244V243H215ZM218 244V243H217ZM240 244V243H239ZM254 244V243H253ZM110 245H112V244H110ZM110 245H106V246H108V248H109V246ZM114 246H115V244H113ZM133 245H134V243H133ZM132 245V246H133ZM149 245V244H148ZM171 245V244H170ZM179 245V244H178ZM193 245V244H192ZM205 245V244H204ZM210 245H211V243H210ZM229 245V244H228ZM231 245H232V243H231ZM234 245V244H233ZM96 246V245H95ZM94 245L91 247V248H94L95 247ZM97 246H98V244H97ZM101 246L99 247V248H101ZM105 246V247H106ZM113 246V247H114ZM124 246V245H123ZM123 246H120L121 248H123ZM137 246V244L135 245V247ZM144 246H145V244H144ZM166 246V245H165ZM186 246V245H185ZM184 246V247H185ZM208 246V245H207ZM211 246H214V243H213V245H211ZM219 246V245H218ZM245 246V245H244ZM112 247V246H111ZM118 247V246H117ZM120 247H118V248H120ZM140 246H137L136 248H139ZM150 247V246H149ZM161 247V246H160ZM189 247L191 248V245L189 244ZM198 247V246H197ZM206 247V246H205ZM204 247V248H205ZM240 247V246H239ZM103 248V247H102ZM131 248V249H130ZM133 248H134V246L133 247H129V249L131 250V252H133ZM135 248V249H136ZM142 248V247H141ZM183 248V247H182ZM186 248H187V246H186ZM203 248V247H202ZM207 248H209V247H207ZM214 248H215V246H214ZM218 248V247H217ZM110 249V248H109ZM115 249V251H113V252H111V256L114 258V260H112V261H114V262H117V264H119L120 262L121 263H123V262H125L124 261V259H127L128 258V256H129V254H127L128 252V250H127V248H126V250H124V249H122V251H123V253L125 254V252H127L126 254L128 255H126V257H125V255L123 256V253H120L119 254V252H117L116 251V248H114ZM163 249V248H162ZM169 249H171V248H169ZM189 249V248H188ZM221 249V248H220ZM237 249V248H236ZM94 250H96V248H94ZM100 250V249H99ZM98 250V251H99ZM105 250H106V248H105ZM118 251H120L119 249H117ZM138 250H141L142 251V249H138ZM137 250V251H138ZM156 250V249H155ZM165 250V249H164ZM168 250V249H167ZM178 250V249H177ZM183 250V249H182ZM190 250V249H189ZM188 250V251H189ZM193 250V249H192ZM195 250V249H194ZM200 250V249H199ZM198 250V251H199ZM206 250V249H205ZM208 250V249H207ZM214 250V249H213ZM226 250H228V249H226ZM107 251V250H106ZM121 251V252H122ZM137 251L135 252V253H137ZM171 251V250H170ZM170 251H167V252H170ZM175 251V250H174ZM191 251V250H190ZM229 251H234L233 249L232 250H230L229 249ZM244 251L246 252L247 250H245L244 249ZM262 251V250H261ZM105 252V251H104ZM130 252V251H129ZM130 252V253H131ZM156 252V251H155ZM164 252V251H163ZM167 252H166V254H167ZM173 252V251H172ZM209 252V251H208ZM106 253H109V252H106ZM140 252H138V254H139ZM159 253H160V251H159ZM158 253V254H159ZM171 253V252H170ZM169 253V254H170ZM193 253V252H192ZM199 253V252H198ZM201 253V252H200ZM210 253H211V251H210ZM256 253V252H255ZM133 254H134V252H133ZM133 254H131L130 255V257H132V255ZM142 254H143V252H142ZM148 254H149V251H148ZM165 254V253H164ZM176 254V253H175ZM179 253H177V255H178ZM194 254H195V251H194ZM202 254H203V251H202V253L200 254L201 256H202ZM225 254H227V253H225ZM224 254V255H225ZM231 254V253H230ZM242 254V253H241ZM104 255V254H103ZM122 255V257L120 258V256ZM135 255V254H134ZM156 255H157V253H156ZM161 255H162V251H161ZM174 254H172V256H173ZM182 255V254H181ZM185 255V254H184ZM191 255V254H190ZM211 255V254H210ZM218 255H221V254H218ZM218 255H216V256H218ZM237 255V254H236ZM235 255V257L236 258H233L232 259V256L231 255H229V257H231L230 259H231V261H234V263L235 264H240V262L241 261H239V259H240V257L238 256V255H240V254H238L237 256L239 257V259L237 258V256ZM105 256H108V255H105ZM136 256V255H135ZM153 256V255H152ZM163 256V255H162ZM165 256L166 255H164V259H165ZM189 256V255H188ZM196 256H197V254H196ZM204 256V255H203ZM207 256V255H206ZM212 256V255H211ZM246 256V255H245ZM104 257V258H103ZM109 257H110V254H109ZM137 258L139 257V256H136ZM141 257V260H142V256H140ZM147 257V259L149 258V256H146ZM145 256H143V260H144V258H146ZM169 257V256H168ZM168 257H166V258H168ZM190 257V256H189ZM215 257V256H214ZM220 257V260H221V257L222 256H219ZM224 257H226V256H224ZM228 257V256H227ZM226 257V258H227ZM229 257L227 258L228 260H229ZM112 258V259H113ZM152 258V257H151ZM172 258V257H171ZM177 258V256L175 257V259ZM181 258V257H180ZM179 258V259H180ZM184 258H186V256L184 257ZM183 258V261L185 260ZM200 258V257H199ZM202 258H204V257H202ZM213 258V257H212ZM216 258V257H215ZM250 258V259H249ZM247 260H253L251 263L250 262H248L246 259V261L244 262V263H250V264H255V262H254V260L256 259H254L253 257L251 258V257H249ZM258 258V257H257ZM108 259H111V257L110 258H108ZM121 261H120V260ZM134 259V258H133ZM158 259V258H157ZM170 259V258H169ZM174 259V258H173ZM182 259V258H181ZM194 259H195V256H194ZM217 259H218V257H217ZM262 259H264L263 257H262ZM106 260V261H105ZM117 260V261H116ZM155 261H156V258L154 259ZM172 260V259H171ZM189 260V259H188ZM192 260V259H191ZM190 260V261H191ZM195 260H197V259H195ZM195 260H194V262H195ZM199 260V259H198ZM203 260V259H202ZM216 260V259H215ZM219 260V261H220ZM223 260H225V258H223ZM240 260H242V259H240ZM132 261V260H131ZM130 261V262H131ZM134 261V260H133ZM138 261H139V258H138ZM152 261V263H154L153 262V260H151ZM158 261V260H157ZM165 261V260H164ZM182 262V264H183V261H181V260H178V262ZM193 261V260H192ZM192 261H191V263H188V264H197V262H202V261H197V262H195V263H192ZM226 261V260H225ZM224 261V262H225ZM235 261H239V262H235ZM242 261H244V259L242 260ZM256 262L258 261L259 262V260L257 259V260H255ZM109 262H110V260H109ZM128 262H129V260H128ZM144 263L145 262H147V260L145 259V261H143ZM150 262V261H149ZM158 262H160V261H158ZM169 262H171V261H169ZM168 262V264H171V263H169ZM189 262V261H188ZM212 262V261H211ZM228 262V261H227ZM226 262V263H227ZM120 263V264H121ZM133 263V262H132ZM141 263V262H140ZM166 263V262H165ZM185 263V262H184ZM187 263V262H186ZM203 263V262H202ZM205 263V262H204ZM206 263H208V262H206ZM214 263H215V261H214ZM220 263V262H219ZM218 262H217V264H219ZM233 263V262H232ZM233 263V264H234ZM259 263H261V261L259 262ZM258 263V264H259ZM264 263V262H263ZM116 264V263H115ZM125 264V263H124ZM138 264V263H137ZM143 264V263H142ZM155 264V263H154ZM159 264V263H158ZM162 264V263H161ZM181 264V263H180ZM199 264V263H198ZM209 264H211V263H209ZM228 264H229V262H228ZM241 264H243V263H241Z\"/></svg>",
    "mask_w": 264,
    "mask_h": 264
}]
</instances>
